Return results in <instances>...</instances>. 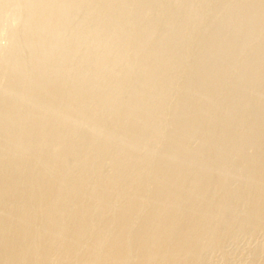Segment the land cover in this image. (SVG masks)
I'll return each mask as SVG.
<instances>
[{"label":"rangeland","instance_id":"rangeland-1","mask_svg":"<svg viewBox=\"0 0 264 264\" xmlns=\"http://www.w3.org/2000/svg\"><path fill=\"white\" fill-rule=\"evenodd\" d=\"M239 1H241V2H239ZM153 2H155V3H153ZM118 3H119V5H118ZM36 4H37V6H35ZM155 6H157V7H155ZM195 6H196V8H195ZM258 8H259V10H258ZM56 9H57V11H56ZM233 9H234V12H233ZM58 11L61 13H57ZM108 12H110V13H108ZM58 14L59 15L61 14V15L59 16ZM262 14H264V0H231V1L230 0H212V1L211 0H177V1L176 0H143V1L142 0H110V1L109 0H81V1L80 0H67V1L66 0H49V1L48 0H42V1L38 0V1H36L35 0V2H34V0H0V99H1L0 100V118H2V119H0V126H1L0 135H3V136H0V168H1L0 173L2 171V173L0 174V189H3V190H0V195H2V193H3V195L0 196V200H1L0 201L1 202V205H0V207H1L0 208V264H10V262L11 263L13 262L12 264H23V263H25V264H31V263L32 264H61L60 262H62V264H69V263L74 264V262H75V264L76 263L82 264L83 262L85 264L86 263L88 264V261H89V264H96V263H98V264H101V263L102 264H123V263H125V264H143V263L144 264H159V263L160 264H180L182 262H183V264L184 263L185 264H264V258H262V257H264V215H262V214H264V202H260V201H264V199H262V198H264V161H262V160H264V138H262V137H264V112H262V111H264V89H262V88H264V87L261 88V86H264V65H262V64H264V15H262ZM33 15H34V17H33ZM35 16H36V18H35ZM105 17L106 18L108 17V18L106 19ZM109 17H110V19H109ZM103 18L106 20H104ZM148 19H150V20H148ZM145 20H146V22H145ZM156 20H157V22H156ZM32 22L34 25L32 24ZM35 22H36V24H35ZM130 22H131V24H130ZM186 25H187V27H186ZM30 26H32V27H30ZM88 26H89V28H88ZM101 26H102V28H101ZM125 26H126V28H125ZM83 29H85V30H83ZM155 29H157V31ZM46 32H48V33L46 34ZM20 34H21V36H20ZM228 34L230 35V37ZM233 38H234V40H233ZM207 39H209V40H207ZM48 41H49V43H48ZM89 41L93 44H91ZM171 42H172V44H171ZM45 43H46V45H45ZM112 43H113V45H112ZM52 45H53V47H52ZM229 45H230V47H229ZM26 49L29 52L26 51ZM51 49L53 50V52ZM38 50H39V52H38ZM154 50H156V51H154ZM167 50H168V52H167ZM60 51H61V53H60ZM123 51H124V53H123ZM42 52L44 53V55ZM65 55H67V57ZM143 55H145V56H143ZM104 56H105V58H103ZM147 60H148V63H147ZM200 61H201V63H200ZM235 61H236V63H235ZM119 63H120V65H119ZM149 63L151 65H149ZM182 63H184V64H182ZM70 64H71V66H70ZM73 65H74V68L72 67ZM125 65H127V66H125ZM145 66H146V68H145ZM3 67H5V68H3ZM39 67H40V69H39ZM173 67H174V69H173ZM196 67H197V69H196ZM198 67H199V69H198ZM50 70H52V71H50ZM145 70H146V72H145ZM161 72H163V73H161ZM214 72H215V74H214ZM164 76H165V78H164ZM59 77H60V79H59ZM206 77H208V78H206ZM255 77H257V78H255ZM57 78H58V80H57ZM87 78L89 80H87ZM34 80H35V82H33ZM194 81H195V83H194ZM183 82H184V84H183ZM132 83H134V84H132ZM12 84H14V85H12ZM130 84H132V85H130ZM202 84H205V85H202ZM45 85H47L49 88H50V86H54V87H53V89H51L52 87L49 89ZM253 85H254V87H253ZM14 86L17 88H15ZM204 86H205V88H204ZM122 87H123V89H121ZM147 87H149V88H147ZM179 88H181V89H179ZM5 89H7V90H5ZM161 89H162V91H161ZM211 89H214V90H211ZM37 90H39V92ZM74 90H76V91H74ZM250 90H252V91H250ZM31 91H32V95H29V94H31ZM22 92H24V93H22ZM52 92H54L53 94H56V95H53ZM68 93H69V95H68ZM83 95H85V96H83ZM24 96H26L27 98L24 99ZM144 97H146V98H144ZM99 98H101V99H99ZM75 99L77 101H75ZM64 100H66V101H64ZM68 100H69V102H68ZM71 100H74L75 102L74 101L71 102ZM113 100H115V101H113ZM165 100H166V102H165ZM220 100H222V101H220ZM195 101H197V102H195ZM119 102H120V104H119ZM67 103H69V104H67ZM142 103H143V105H142ZM191 104H192V106H191ZM33 105H35V106H33ZM70 105H71V107H70ZM64 106H66V107L64 108ZM208 106H210V107H208ZM73 107H75V108H73ZM112 107L115 108L114 112L112 111L113 110ZM137 108H139V109H137ZM204 108H206L208 110H206ZM222 108H223V110H222ZM21 109H23V110H21ZM79 109H80V111H78ZM118 109H120V110L118 111ZM36 110L37 111L39 110V112H37ZM128 110H130V111H128ZM142 110H144V111H142ZM59 112H61V113H59ZM118 112H119V114H118ZM129 112H130V115H129ZM135 112H136V114H135ZM199 112H200V114H199ZM206 112H208V113H206ZM110 113H111V115H110ZM3 114H4V116H3ZM196 114H198V115H196ZM70 115L72 116V118ZM41 116H42V118H41ZM56 116L57 117L59 116V117L55 118ZM132 117L133 118L135 117L137 122ZM143 117H145V118H143ZM83 118L85 120H83ZM94 118H95V121H94ZM137 118L139 119V121ZM188 118H189V120H188ZM123 119H125L127 122ZM241 119H242V121H241ZM13 120H15L16 122H14ZM23 120H25V121H23ZM201 120L203 123H200ZM56 121H58V122H56ZM140 121H141V125L139 124ZM6 122H8V123H6ZM42 122H44L45 124L42 125ZM10 123H12V125L14 127L11 126ZM13 123H15V124H13ZM133 123H134V126H133ZM179 123L182 124V126ZM32 124H34V125H32ZM52 125H53V127H52ZM59 125H60V127H59ZM9 126H11V127H9ZM38 126H39V128H38ZM69 126L72 128L70 129ZM123 126H124V128H123ZM155 126H157V127H155ZM66 127H67V129H66L67 131L64 130ZM118 127H119V129H118ZM143 127L145 130H143ZM9 128H10V130H9ZM59 128H60V131H59ZM61 128H62L63 132H61ZM77 128H78V130H77ZM88 128H90V129H88ZM72 129H73V131H72ZM14 130H15V132H14ZM50 130L52 131L53 134L51 133ZM119 130L121 132H119ZM48 131H49L50 135H48ZM125 131H127V132L125 133ZM128 131H130V132H128ZM141 131H143V132H141ZM22 132L23 133L25 132L28 136L24 133L26 136L25 137ZM57 132H59V134H57ZM71 132L73 134H71ZM77 132H80V133H77ZM115 132H117V133H115ZM214 132H216V133H214ZM4 133H7V134H4ZM66 133H67V135H66ZM129 133H130V135H129ZM190 133H192V134H190ZM34 134H36V135H34ZM54 134H55V136H54ZM133 134H135V136ZM181 134H182V136H181ZM18 135H20V136H18ZM124 135H125V137H124ZM220 135H221V137H220ZM47 136L49 137L48 140L46 139ZM57 136H58V138L60 137L59 138L60 140L57 138ZM66 136H67V138H66ZM202 136H203V138H202ZM21 137H22V139H21ZM54 137L56 139H54ZM64 137L66 138V140ZM32 138H35V139H32ZM135 138H136V140H135ZM142 138L143 139L145 138L144 141ZM39 139H41L40 140L41 145L46 146L47 148L46 147L44 148L40 145V141H38ZM42 139H44V140H42ZM100 139H101V141H100ZM17 140L19 142H17ZM57 140H59V143L60 142H63V143H61V145H60V144H58ZM253 140H254V142H253ZM46 141H47V143H46ZM50 141H54V142H50ZM141 141L144 143L141 144L142 143ZM15 142H17V144ZM23 142H24V144L26 143L24 146L22 145ZM36 143H37V145H36ZM48 144L50 147L47 146ZM65 144H66V146H65ZM78 144L80 145V147ZM6 145H8V146H6ZM57 145H60V147L61 146L62 147L61 148L59 147V150H58ZM67 145L69 146V149H67L68 148ZM114 145L115 146L117 145V146L115 147ZM25 146H27V147H25ZM37 146H39V147H37ZM52 146H54L56 148L54 149V147H52ZM94 146H95L96 150L94 149ZM103 146H104V148H103ZM109 146H111L112 148ZM124 146L126 147V150H125ZM210 146H211V148H210ZM130 147H131V149L133 148L134 151L132 150V152H131ZM184 147H185V149H184ZM212 147H213V149H212ZM1 148H3V149H1ZM24 148H26L25 149L26 151L24 150ZM71 148H73V149L75 148V150H73ZM91 148L94 150V152ZM120 148H122L121 151H120ZM169 148H170V150H169ZM36 149L38 150V153H37ZM157 149H159V150L157 151ZM29 150H31V151H29ZM32 150H33V152H32ZM69 150H72V151L70 152ZM206 150H207V152H206ZM39 151H40L41 155L39 154ZM52 151H54V152H52ZM21 152H23V153H21ZM43 152H45V154L47 156ZM69 152L71 154H69ZM172 152H173V154H172ZM52 153H53V155L54 154L55 155L53 156ZM117 153H119V154H117ZM3 154H4V156H3ZM33 154H34V158H33ZM35 154H37V156ZM169 154L171 157L167 156ZM188 154H190V155H188ZM87 155H88V157H87ZM187 155H188V157H187ZM101 156L102 157L104 156V157L101 158ZM57 157H59V158H57ZM91 157H92V159L94 158L93 160H95V161L91 160ZM105 157H106V159H104ZM163 157H164V159H163ZM26 158H27V161H26ZM87 158H88V160H87ZM95 158H97V160ZM212 159H213V161H212ZM228 159H229V161H227ZM14 160H15V162H14ZM128 160H130V161H128ZM145 160H147V161H145ZM164 160H166V161H164ZM185 160L187 163L185 162ZM20 161H21V163H20ZM49 161H50V163H49ZM63 161L68 163L69 165H67L66 163L63 164L64 163ZM103 161H104V163H103ZM175 161H177V162H175ZM60 162L62 164H58ZM184 162H185V166H184ZM192 162H194V163H192ZM55 163H57L59 167ZM92 163H94V164L92 165ZM115 163H117V164H115ZM2 164L3 165L5 164V165L3 166ZM44 165H46V166H44ZM55 165L57 166V168H54ZM115 165H116V168H115ZM8 166H10V167L7 168ZM228 166H230L229 169H228ZM257 166H259V168ZM65 167H67V168H65ZM139 167H140V169H139ZM144 167H146L147 169ZM11 168H12V170H11ZM58 168L61 169V172H59L60 175L58 172H56ZM83 168H84V170H83ZM154 168H156V169L154 170ZM203 168H205V170ZM32 169H33V171H32ZM46 169H47V171H46ZM122 169H124V170H122ZM133 169H135V170H133ZM216 169H218V170H216ZM29 170H31V172ZM49 171H51L52 173H50ZM53 171H54V173L56 172V176L53 174ZM58 171H60V170H58ZM92 171H93V173L94 172L96 173V174L94 173L95 176H99V177L94 178L95 177L94 175H92L93 177L90 176ZM151 171H152V174L150 173ZM3 172H4V174H3ZM32 172H36V173H32ZM84 172H87V173H84ZM165 172H167L168 174ZM178 172H180V173L182 172V173L180 174ZM30 173H32V174H30ZM61 173H64V174L61 175ZM135 173L137 175H135ZM139 173H140L141 177L138 176ZM25 174H26V176H25ZM39 174H41V176ZM128 174H129V176H127ZM239 174H240V176H239ZM15 175H16V177H15ZM22 175L24 176L25 179L22 178L23 177ZM167 175L169 176L170 179H168ZM170 175L173 179L175 178L174 179L175 183H174V180H172V178L170 177ZM3 176H4V178H3ZM57 176H58V178H57ZM70 176H71V178H70ZM12 177H15V178L12 179ZM35 177H37V178H35ZM137 177H139V178H137ZM17 178H18V180H17ZM48 178H49V180H48ZM55 178H56V180L58 179V181H56ZM59 178L61 180H59ZM85 178H87V179L90 178L91 180H89V179L86 180ZM36 179H38L40 182ZM99 179L100 180L102 179L101 182H99L100 181ZM118 179H119V182H118ZM148 179L151 181V183ZM19 180H21V182ZM22 180H23V182H22ZM62 180H63V183H62ZM138 180H140V181H138ZM201 180H203V181H201ZM207 180H209V181H207ZM43 181H45V182H43ZM69 181H70V185L72 187L69 186ZM73 181H75V182H73ZM131 181H132V184H131ZM17 182H19V183L17 184ZM52 182H53V184H52ZM106 182H107V184H105ZM164 182H166L167 184ZM21 183H23V186ZM81 183H83V184H81ZM133 183L135 184V186L136 185L137 186L135 187L133 185ZM37 184H39V187ZM45 184L48 186H45ZM109 184H111V185H109ZM145 184L146 185L148 184L147 185L148 188L146 187ZM156 184H158V185H156ZM161 184H162V186H161ZM16 185H18V186H16ZM35 185L37 187H35ZM54 185L56 186L57 189L55 188ZM59 185H60V187H59ZM159 185H160V188H158ZM40 186H41V188H40ZM61 186L63 189L61 188ZM66 186L68 187V189ZM76 186H77V188H76ZM86 186H88V187H86ZM114 186H115V188H114ZM125 186H126V188H125ZM2 187H4V188H2ZM28 187L30 189H28V190L25 189ZM108 187L111 188V190ZM195 187H197L196 188L197 190H195ZM36 188H38V189H36ZM43 188H45V189H43ZM74 188H75V190H74ZM83 188H86V189H83ZM95 188H97V189H95ZM119 188H120V190H119ZM154 188H155V190H153ZM169 188L170 189L172 188V189L170 190ZM129 189H132V191ZM184 189H185V191H184ZM24 190H26V191H24ZM37 190L39 193H37ZM46 190L47 191L49 190V191L46 192ZM65 190H67V191L71 190L70 191L71 194H70V192L68 193ZM76 190H79V192ZM169 190H170V193L168 195ZM234 190H236V191H234ZM20 191H22V192H20ZM33 191H35V192H33ZM56 191H58L59 193ZM129 191H130V193H129ZM136 191H137V195L135 194ZM43 192L46 195L43 196ZM146 192H147V194H146ZM30 193L32 196H30ZM20 194L22 197L20 196ZM39 194L41 196L40 199H39L40 196H38ZM92 195L94 197H92ZM33 196L35 198H37V200ZM46 196L50 197L46 200L47 204L44 203L45 198H47ZM63 196H64V199H63ZM1 197H3V198H1ZM10 197H11V199H10ZM29 197H31L32 199ZM248 197H249V199H248ZM23 198L25 200H23ZM65 198H68V199L66 200ZM95 198H97V199H95ZM108 198H109V200H108ZM20 199H21V201L19 202ZM53 199H55V200H53ZM62 199L65 201H63ZM71 199H72V201H71ZM79 199H81V200H79ZM86 199H87V201H86ZM93 199H94V201H93ZM125 199H127V200H125ZM28 200H29V202H28ZM114 200L117 203H115ZM12 201H15V202H12ZM55 201L57 203L59 201H61V202H59V204H57V203H55ZM102 201H103V204H102ZM34 202H35V204H34ZM65 202L68 204H66ZM73 202H75L76 204ZM21 203H23V204H21ZM36 203H38V205H37L38 207L44 206L43 204H45L46 208H45V206L38 208L36 206ZM89 203L93 207L92 206L89 207L90 206ZM96 203H97V205L95 206ZM55 204H57V205H55ZM78 204H79V206H78ZM80 204H82V207ZM148 204H151V205L148 206ZM47 205H49V206L47 207ZM59 205H60V207H59ZM62 205H64V206H62ZM236 205H237V207H236ZM67 206H68V209H67ZM130 206H131L132 210L130 209ZM49 207H53V208L50 209ZM134 207H136V208H134ZM202 207H203V210H202ZM43 208L46 209L47 211L44 210ZM85 208H89V209H87V211H89L88 213L86 212ZM109 208H110V210H109ZM120 208H122L123 210ZM127 208H129V210ZM133 208H134V210H133ZM224 208H225V210L223 212ZM13 209L15 211L16 210L17 211L15 212ZM32 209H34L35 211L38 210V211H36L38 213L36 214V212ZM41 209H43V210L40 212ZM84 209H85V211H84ZM92 209H95V210H93L94 215H91ZM191 209L192 210L194 209V210L192 211ZM52 210H53V212H52ZM72 210H74V211H72ZM80 210H82V211L79 212ZM97 210H98V212H97ZM136 210H139V211L136 212ZM11 211H13V212H11ZM25 211H27V213ZM90 211H91V213H90ZM107 211H109V212H107ZM125 211H126V213H125ZM128 211L130 213L132 211L133 212L130 215V213ZM199 211H202V213ZM255 211H257V212H255ZM14 212H15V214H14ZM216 212H218V213H216ZM42 213H43V215H42L43 217L41 216ZM59 213H60V215H59ZM81 213H83V215ZM145 213H147V214H145ZM181 213L182 214L184 213V214L182 215ZM260 213H262V214H260ZM22 214H24V215H22ZM35 214L39 218L38 217L36 218ZM56 214H57V216H56ZM80 214H81V216H80ZM87 214L91 215V217ZM101 214H103V215H101ZM144 214H145V216H144ZM217 214H219V215H217ZM252 214H254V215H252ZM20 215H21V217H20ZM232 215H233V217H231ZM17 216L19 217L18 218L19 220L17 219V220H15L17 222H15L14 219H16ZM92 216H94V217H92ZM103 216L105 218H103ZM124 216L128 217L129 220H128V218L123 219ZM46 217H47V219H46ZM81 217H82V219L84 217L85 218L82 220V219H80ZM86 217H90V219H88V218L86 219ZM111 217L114 218L115 220L112 219ZM250 217H252V219ZM54 218L55 219L57 218V220H54ZM126 219H127V221H126ZM26 220H27V223H26ZM30 220H32L33 222L31 221L32 223H30ZM105 220H107L108 222ZM179 220H181V221H179ZM34 221L37 222V226H35L36 223ZM39 221H41V222H39ZM55 221H57V222H55ZM60 221H62V222L60 223ZM129 221L131 222V224L129 223ZM164 221L167 223V225L163 228L158 229L157 228L158 223L164 222ZM201 221H202V223H201ZM70 222L72 223V225ZM74 222H75V224H74ZM77 222H78V224H77ZM80 222H81V224H80ZM122 222L123 223L125 222L124 225ZM151 222H152L153 226H152ZM187 222H188V224H186ZM105 223H107V224H105ZM137 223H140V224H137ZM145 223L148 225H146ZM178 223H179V225H178ZM199 223H201V224H199ZM73 224L75 226H73ZM76 224L79 227L81 226V229H79V227L77 228ZM86 224L88 226H85ZM112 224H113V226H112ZM117 224L118 225L121 224L123 227H121V225L118 226ZM149 224H151V225H149ZM30 225H32V226H30ZM46 225H47V227H46ZM140 225H142L143 227ZM241 225L245 226L244 227L245 230H244L243 226H241ZM24 226H27V227L30 226V227H28V228L26 227L27 228V231H26V228ZM57 226H59V228ZM63 226H65L67 230L65 228H64L65 230L62 229ZM146 226H147V228H149L148 226H150V228H149L150 230L147 228H144ZM49 227H50L51 231L49 230ZM82 227H84V228H82ZM136 227H138V228H136ZM170 227H171V229H170ZM177 227H178V229H177ZM196 227H198V229ZM22 228H24V229H22ZM44 228H46V229L44 230ZM105 228H106V230H105ZM59 229H60V231H59ZM84 229L86 230V233H85ZM137 229L140 231L138 232ZM23 230H25V231H23ZM28 230H29V232H31V230H32V232L29 233ZM33 230H34V232L38 231V230L40 231L37 233L35 232L36 236H38V237L33 236V235H35V233H33ZM55 230L57 232H55ZM79 230L81 231L80 232L81 234L79 233ZM117 230L119 231V233ZM148 230L150 231V233L148 232ZM175 230H176V232H175ZM2 231H3V233H2ZM163 231L165 234L161 233ZM205 231H207V232H205ZM220 231H221V233H219ZM59 232L61 233V235L63 234L62 237H64V238L61 237ZM62 232H64V233H62ZM95 232H96V234H95ZM125 232L127 234H125ZM133 232H135V233L137 232V233L135 234ZM74 233L76 234V236ZM107 233H108V235H107ZM115 233L119 234L118 235L119 238H117V236H116L117 234L115 235ZM129 233H130V236H128ZM10 234H13V235L11 236ZM30 234H31V237H30ZM42 234L44 235V237ZM93 234H94V236H92ZM170 234L172 237L170 236ZM175 234H177V237L174 236ZM203 234H204V236H203ZM15 235H17V236H15ZM77 235H78V237L79 236L82 237V235H84V237L78 238ZM109 235L111 238H109V240H108L107 236L109 237ZM216 235L219 237H217ZM52 236L53 237L56 236L57 239L55 238L56 240H54V238ZM58 236H60V238H62L59 240V242H57L59 239ZM68 236L71 238L69 239ZM86 236L92 242L88 238H86ZM158 236H159V238H158ZM161 236L163 237V239ZM94 237H96V238L94 239ZM121 237H122V240H119V241L116 240V238L120 239ZM125 237H127V238H125ZM136 237H138L137 240H136ZM140 237H141V239L143 237H145V240L143 238L144 241H142L141 239H139ZM153 237L154 238L156 237L155 240ZM215 237H216V240H215ZM85 238L87 241L85 240ZM128 238H129V240H128ZM3 239L4 240L6 239V240L4 241ZM38 239L40 241H38ZM71 239H75V240L69 241ZM81 239H82V241H81ZM111 239L112 240L114 239L112 241L113 243L114 242L116 243V241L118 243H116V244L114 243L115 245L112 244V242H110ZM131 239H132V241H131ZM66 240H68V243ZM96 240H98V241L96 242ZM138 240H140V241L138 242ZM79 241H81V243ZM127 241L129 243H127ZM161 241L163 242V244ZM54 242H56V243H54ZM72 242L76 246L75 245L71 246ZM109 242H110V244H109ZM121 242H123V244ZM44 243H46L47 246ZM77 243H78V245H77ZM95 243L96 244L100 243V245L99 244L95 245ZM103 243H105V244L103 245ZM125 243H127L126 246H125ZM140 243H142V244H140ZM145 243H146V245H145ZM168 243L170 244V246ZM42 244L45 246H42ZM48 244H50V246ZM92 244H94L95 246H93V247L89 246ZM117 244H120V245L117 246ZM157 244H159V245H157ZM167 244H168V246H167ZM199 244H200V246H199ZM36 245H40V246H37V248H36ZM53 245H56L55 246L56 248ZM64 245H65V247H64ZM98 245L100 246V248ZM110 245L113 248V250H112L113 254H111L112 248ZM69 246H71V247H69ZM77 246H79V248ZM101 246H103V247H101ZM104 246L106 247L107 251L105 250ZM119 246H121L122 248L121 247L119 248ZM47 247H48V249L50 247L52 248V249L50 248V255H49V250H47ZM66 247H68V248H66ZM75 247H77V248H75ZM97 247H98V249H97ZM108 247H110V249ZM143 247L145 248V250L143 249ZM171 247H172V249H171ZM185 247H187V248H185ZM3 248H5V249H3ZM35 248H36L37 252L35 251ZM63 248L68 250V251H64ZM82 248L84 250H82ZM116 248H117V250H116ZM167 248H169V249L167 250ZM179 248H180V250H179ZM54 249H55V252L53 251ZM76 249H79L80 252L78 250L76 251ZM254 249H255V251H254ZM58 250L60 253L58 252ZM89 250H90V252H89ZM118 250L119 251L122 250L121 254H119L120 252ZM137 250H139V251H137ZM166 250L168 251V254H167ZM181 250H183V251H181ZM41 251H42V253H41ZM46 251H47V253H46ZM93 251H96V253ZM99 251H100V253H99ZM115 251H117V252H115ZM135 251H137V252H135ZM142 251H143V253H142ZM75 252H77V253H75ZM101 252H102V254H101ZM85 253L88 255L90 253H92L95 256L92 257L93 255L90 254V256H91V258H90V256L86 255ZM122 253H123V255H122ZM162 253H164V254L166 253V255H163ZM33 254H35L36 257L38 255L39 256L37 258H35V256ZM40 254H41V256H40ZM45 254H46V256H45ZM59 254H61V255H59ZM67 254H69V255H67ZM106 254L109 255L110 258ZM153 254H154V257H152ZM178 256H179V258H178ZM193 256H195V257H193ZM88 257L90 259H88ZM103 257L105 260H107L106 258H109V260H107V262L103 261ZM149 257L152 259H148ZM60 258H61V260H60ZM70 258H71V260H70ZM156 259L159 262H157ZM171 259H172V261H171ZM33 260H35V261H33ZM139 260H141V261H139ZM148 260H150L149 263H148ZM76 261H78V262H76ZM173 261H175V262H173ZM14 262H16V263H14Z\"/></svg>","mask_w":264,"mask_h":264},{"label":"bare ground","instance_id":"bare-ground-1","mask_svg":"<svg viewBox=\"0 0 264 264\" xmlns=\"http://www.w3.org/2000/svg\"><path fill=\"white\" fill-rule=\"evenodd\" d=\"M36 1H38V0H36ZM41 1H42V0H41ZM48 1H49V0H48ZM66 1H67V0H66ZM80 1H81V0H80ZM109 1H110V0H109ZM142 1H143V0H142ZM176 1H177V0H176ZM211 1H212V0H211ZM230 1H231V0H230ZM34 2H35V0H34ZM99 2H100V1H99ZM106 2H107V1H106ZM118 2H119V1H118ZM139 2H140V1H139ZM155 2H156V1H155ZM155 2H153V3H155ZM167 2H168V1H167ZM191 2H192V1H191ZM239 2H241V1H239ZM248 2H249V1H248ZM67 3H68V2H67ZM90 3H91V2H90ZM116 3H117V2H116ZM135 3H136V2H135ZM211 3H212V2H211ZM236 3H237V2H236ZM31 4H32V3H31ZM47 4H48V3H47ZM49 4H50V3H49ZM114 4H115V3H114ZM166 4H167V3H166ZM54 5H55V4H54ZM60 5H61V4H60ZM60 5H59V6H60ZM70 5H71V4H70ZM84 5H85V4H84ZM118 5H119V3H118ZM130 5H131V4H130ZM144 5H145V4H144ZM146 5H147V4H146ZM171 5H172V4H171ZM35 6H37V4H36ZM92 6H93V5H92ZM97 6H98V5H97ZM133 6H134V5H133ZM148 6H149V5H148ZM212 6H213V5H212ZM212 6H211V7H212ZM33 7H34V6H33ZM54 7H55V6H54ZM65 7H66V6H65ZM155 7H157V6H155ZM159 7H160V6H159ZM167 7H168V6H167ZM257 7H258V6H257ZM71 8H72V7H71ZM195 8H196V6H195ZM205 8H206V7H205ZM216 8H217V7H216ZM259 8H260V7H259ZM259 8H258V10H259ZM125 9H126V8H125ZM134 9H135V8H134ZM157 9H158V8H157ZM173 9H174V8H173ZM46 10H47V9H46ZM46 10H45V11H46ZM59 10H60V9H59ZM72 10H73V9H72ZM95 10H96V9H95ZM100 10H101V9H100ZM145 10H146V9H145ZM161 10H162V9H161ZM203 10H204V9H203ZM221 10H222V9H221ZM242 10H243V9H242ZM36 11H37V10H36ZM53 11H54V10H53ZM56 11H57V9H56ZM82 11H83V10H82ZM129 11H130V10H129ZM148 11H149V10H148ZM153 11H154V10H153ZM169 11H170V10H169ZM180 11H181V10H180ZM207 11H208V10H207ZM211 11H212V10H211ZM94 12H95V11H94ZM162 12H163V11H162ZM233 12H234V9H233ZM252 12H253V11H252ZM259 12H260V11H259ZM57 13H61V12L58 11ZM79 13H80V12H79ZM108 13H110V12H108ZM140 13H141V12H140ZM163 13H164V12H163ZM196 13H197V12H196ZM200 13H201V12H200ZM261 13H262V12H261ZM261 13H260V14H261ZM36 14H37V13H36ZM145 14H146V13H145ZM157 14H158V13H157ZM48 15H49V14H48ZM58 15H59V14H58ZM60 15H61V14H60ZM60 15H59V16H60ZM63 15H64V14H63ZM66 15H67V14H66ZM66 15H65V16H66ZM91 15H92V14H91ZM125 15H126V14H125ZM198 15H199V14H198ZM214 15H215V14H214ZM223 15H224V14H223ZM248 15H249V14H248ZM262 15H264V14H262ZM126 16H127V15H126ZM137 16H138V15H137ZM146 16H147V15H146ZM154 16H155V15H154ZM211 16H212V15H211ZM239 16H240V15H239ZM33 17H34V15H33ZM33 17H32V18H33ZM49 17H50V16H49ZM62 17H63V16H62ZM117 17H118V16H117ZM155 17H156V16H155ZM164 17H165V16H164ZM191 17H192V16H191ZM199 17H200V16H199ZM213 17H214V16H213ZM231 17H232V16H231ZM241 17H242V16H241ZM253 17H254V16H253ZM28 18H29V17H28ZM35 18H36V16H35ZM87 18H88V17H87ZM105 18H106V17H105ZM107 18H108V17H107ZM107 18H106V19H107ZM141 18H142V17H141ZM223 18H224V17H223ZM225 18H226V17H225ZM245 18H246V17H245ZM51 19H52V18H51ZM103 19H104V18H103ZM106 19H104V20H106ZM109 19H110V17H109ZM116 19H117V18H116ZM129 19H130V18H129ZM143 19H144V18H143ZM151 19H152V18H151ZM162 19H163V18H162ZM172 19H173V18H172ZM248 19H249V18H248ZM28 20H29V19H28ZM33 20H34V19H33ZM53 20H54V19H53ZM80 20H81V19H80ZM121 20H122V19H121ZM148 20H150V19H148ZM195 20H196V19H195ZM200 20H201V19H200ZM253 20H254V19H253ZM29 21H30V20H29ZM34 21H35V20H34ZM34 21H33V22H34ZM92 21H93V20H92ZM119 21H120V20H119ZM127 21H128V20H127ZM132 21H133V20H132ZM168 21H169V20H168ZM178 21H179V20H178ZM178 21H177V22H178ZM242 21H243V20H242ZM33 22H32V24H33ZM109 22H110V21H109ZM145 22H146V20H145ZM156 22H157V20H156ZM172 22H173V21H172ZM215 22H216V21H215ZM81 23H82V22H81ZM111 23H112V22H111ZM126 23H127V22H126ZM126 23H125V24H126ZM148 23H149V22H148ZM35 24H36V22H35ZM40 24H41V23H40ZM46 24H47V23H46ZM51 24H52V23H51ZM54 24H55V23H54ZM67 24H68V23H67ZM100 24H101V23H100ZM123 24H124V23H123ZM130 24H131V22H130ZM149 24H150V23H149ZM25 25H26V24H25ZM28 25H29V24H28ZM28 25H27V26H28ZM33 25H34V24H33ZM47 25H48V24H47ZM56 25H57V24H56ZM103 25H104V24H103ZM132 25H133V24H132ZM134 25H135V24H134ZM136 25H137V24H136ZM177 25H178V24H177ZM231 25H232V24H231ZM257 25H258V24H257ZM62 26H63V25H62ZM120 26H121V25H120ZM150 26H151V25H150ZM164 26H165V25H164ZM197 26H198V25H197ZM217 26H218V25H217ZM258 26H259V25H258ZM30 27H32V26H30ZM80 27H81V26H80ZM91 27H92V26H91ZM95 27H96V26H95ZM114 27H115V26H114ZM114 27H113V28H114ZM186 27H187V25H186ZM206 27H207V26H206ZM51 28H52V27H51ZM53 28H54V27H53ZM61 28H62V27H61ZM88 28H89V26H88ZM99 28H100V27H99ZM101 28H102V26H101ZM110 28H111V27H110ZM125 28H126V26H125ZM35 29H36V28H35ZM62 29H63V28H62ZM67 29H68V28H67ZM72 29H73V28H72ZM72 29H71V30H72ZM79 29H80V28H79ZM105 29H106V28H105ZM115 29H116V28H115ZM141 29H142V28H141ZM50 30H51V29H50ZM58 30H59V29H58ZM81 30H82V29H81ZM83 30H85V29H83ZM92 30H93V29H92ZM100 30H101V29H100ZM111 30H112V29H111ZM155 30L157 31V29H155ZM163 30H164V29H163ZM248 30H249V29H248ZM32 31H33V30H32ZM63 31H64V30H63ZM122 31H123V30H122ZM166 31H167V30H166ZM173 31H174V30H173ZM249 31H250V30H249ZM38 32H39V31H38ZM71 32H72V31H71ZM86 32H87V31H86ZM89 32H90V31H89ZM115 32H116V31H115ZM117 32H118V31H117ZM124 32H125V31H124ZM130 32H131V31H130ZM130 32H129V33H130ZM141 32H142V31H141ZM151 32H152V31H151ZM180 32H181V31H180ZM227 32H228V31H227ZM227 32H226V33H227ZM25 33H26V32H25ZM47 33H48V32H46V34H47ZM97 33H98V32H97ZM107 33H108V32H107ZM109 33H110V32H109ZM187 33H188V32H187ZM21 34H22V33H21ZM21 34H20V36H21ZM34 34H35V33H34ZM37 34H38V33H37ZM43 34H44V33H43ZM69 34H70V33H69ZM94 34H95V33H94ZM126 34H127V33H126ZM196 34H197V33H196ZM28 35H29V34H28ZM111 35H112V34H111ZM113 35H114V34H113ZM117 35H118V34H117ZM185 35H186V34H185ZM198 35H199V34H198ZM228 35H229V34H228ZM57 36H58V35H57ZM118 36H119V35H118ZM210 36H211V35H210ZM226 36H227V35H226ZM261 36H262V35H261ZM23 37H24V36H23ZM25 37H26V36H25ZM50 37H51V36H50ZM84 37H85V36H84ZM96 37H97V36H96ZM185 37H186V36H185ZM229 37H230V35H229ZM242 37H243V36H242ZM18 38H19V37H18ZM38 38H39V37H38ZM58 38H59V37H58ZM68 38H69V37H68ZM80 38H81V37H80ZM97 38H98V37H97ZM107 38H108V37H107ZM143 38H144V37H143ZM143 38H142V39H143ZM202 38H203V37H202ZM202 38H201V39H202ZM56 39H57V38H56ZM81 39H82V38H81ZM90 39H91V38H90ZM127 39H128V38H127ZM151 39H152V38H151ZM229 39H230V38H229ZM248 39H249V38H248ZM21 40H22V39H21ZM35 40H36V39H35ZM41 40H42V39H41ZM95 40H96V39H95ZM112 40H113V39H112ZM178 40H179V39H178ZM207 40H209V39H207ZM233 40H234V38H233ZM259 40H260V39H259ZM15 41H16V40H15ZM38 41H39V40H38ZM77 41H78V40H77ZM77 41H76V42H77ZM87 41H88V40H87ZM87 41H86V42H87ZM98 41H99V40H98ZM98 41H97V42H98ZM105 41H106V40H105ZM113 41H114V40H113ZM133 41H134V40H133ZM149 41H150V40H149ZM161 41H162V40H161ZM202 41H203V40H202ZM221 41H222V40H221ZM249 41H250V40H249ZM23 42H24V41H23ZM32 42H33V41H32ZM59 42H60V41H59ZM70 42H71V41H70ZM86 42H85V43H86ZM89 42H90V41H89ZM197 42H198V41H197ZM223 42H224V41H223ZM258 42H259V41H258ZM34 43H35V42H34ZM48 43H49V41H48ZM90 43H91V42H90ZM113 43H114V42H113ZM113 43H112V45H113ZM18 44H19V43H18ZM21 44H22V43H21ZM68 44H69V43H68ZM83 44H84V43H83ZM91 44H93V43H91ZM103 44H104V43H103ZM110 44H111V43H110ZM110 44H109V45H110ZM171 44H172V42H171ZM30 45H31V44H30ZM45 45H46V43H45ZM58 45H59V44H58ZM66 45H67V44H66ZM112 45H111V46H112ZM127 45H128V44H127ZM129 45H130V44H129ZM135 45H136V44H135ZM191 45H192V44H191ZM204 45H205V44H204ZM238 45H239V44H238ZM14 46H15V45H14ZM35 46H36V45H35ZM55 46H56V45H55ZM63 46H64V45H63ZM92 46H93V45H92ZM96 46H97V45H96ZM143 46H144V45H143ZM160 46H161V45H160ZM52 47H53V45H52ZM59 47H60V46H59ZM207 47H208V46H207ZM229 47H230V45H229ZM232 47H233V46H232ZM253 47H254V46H253ZM258 47H259V46H258ZM12 48H13V47H12ZM57 48H58V47H57ZM60 48H61V47H60ZM151 48H152V47H151ZM45 49H46V48H45ZM54 49H55V48H54ZM64 49H65V48H64ZM102 49H103V48H102ZM104 49H105V48H104ZM157 49H158V48H157ZM212 49H213V48H212ZM260 49H261V48H260ZM20 50H21V49H20ZM51 50H52V49H51ZM84 50H85V49H84ZM117 50H118V49H117ZM138 50H139V49H138ZM210 50H211V49H210ZM213 50H214V49H213ZM213 50H212V51H213ZM219 50H220V49H219ZM261 50H262V49H261ZM7 51H8V50H7ZM26 51H28V50L26 49ZM82 51H83V50H82ZM87 51H88V50H87ZM96 51H97V50H96ZM154 51H156V50H154ZM186 51H187V50H186ZM190 51H191V50H190ZM244 51H245V50H244ZM257 51H258V50H257ZM28 52H29V51H28ZM38 52H39V50H38ZM45 52H46V51H45ZM52 52H53V50H52ZM98 52H99V51H98ZM167 52H168V50H167ZM191 52H192V51H191ZM203 52H204V51H203ZM209 52H210V51H209ZM217 52H218V51H217ZM220 52H221V51H220ZM227 52H228V51H227ZM240 52H241V51H240ZM7 53H8V52H7ZM23 53H24V52H23ZM42 53H43V52H42ZM42 53H41V54H42ZM60 53H61V51H60ZM62 53H63V52H62ZM72 53H73V52H72ZM82 53H83V52H82ZM112 53H113V52H112ZM123 53H124V51H123ZM152 53H153V52H152ZM165 53H166V52H165ZM180 53H181V52H180ZM187 53H188V52H187ZM228 53H229V52H228ZM249 53H250V52H249ZM252 53H253V52H252ZM14 54H15V53H14ZM35 54H36V53H35ZM54 54H55V53H54ZM65 54H66V53H65ZM84 54H85V53H84ZM94 54H95V53H94ZM117 54H118V53H117ZM141 54H142V53H141ZM213 54H214V53H213ZM43 55H44V53H43ZM137 55H138V54H137ZM193 55H194V54H193ZM208 55H209V54H208ZM227 55H228V54H227ZM31 56H32V55H31ZM38 56H39V55H38ZM65 56L67 57V55H65ZM90 56H91V55H90ZM143 56H145V55H143ZM211 56H212V55H211ZM221 56H222V55H221ZM250 56H251V55H250ZM7 57H8V56H7ZM9 57H10V56H9ZM35 57H36V56H35ZM94 57H95V56H94ZM112 57H113V56H112ZM194 57H195V56H194ZM197 57H198V56H197ZM243 57H244V56H243ZM44 58H45V57H44ZM103 58H105V56H104ZM5 59H6V58H5ZM9 59H10V58H9ZM91 59H92V58H91ZM115 59H116V58H115ZM168 59H169V58H168ZM172 59H173V58H172ZM11 60H12V59H11ZM17 60H18V59H17ZM28 60H29V59H28ZM44 60H45V59H44ZM63 60H64V59H63ZM66 60H67V59H66ZM68 60H69V59H68ZM70 60H71V59H70ZM86 60H87V59H86ZM89 60H90V59H89ZM94 60H95V59H94ZM94 60H93V61H94ZM97 60H98V59H97ZM138 60H139V59H138ZM230 60H231V59H230ZM248 60H249V59H248ZM49 61H50V60H49ZM49 61H48V62H49ZM3 62H4V61H3ZM10 62H11V61H10ZM34 62H35V61H34ZM40 62H41V61H40ZM58 62H59V61H58ZM65 62H66V61H65ZM233 62H234V61H233ZM62 63H63V62H62ZM135 63H136V62H135ZM139 63H140V62H139ZM147 63H148V60H147ZM158 63H159V62H158ZM196 63H197V62H196ZM200 63H201V61H200ZM209 63H210V62H209ZM229 63H230V62H229ZM235 63H236V61H235ZM16 64H17V63H16ZM56 64H57V63H56ZM90 64H91V63H90ZM125 64H126V63H125ZM137 64H138V63H137ZM173 64H174V63H173ZM177 64H178V63H177ZM182 64H184V63H182ZM202 64H203V63H202ZM27 65H28V64H27ZM49 65H50V64H49ZM77 65H78V64H77ZM112 65H113V64H112ZM119 65H120V63H119ZM149 65H151V64L149 63ZM205 65H206V64H205ZM253 65H254V64H253ZM262 65H264V64H262ZM70 66H71V64H70ZM75 66H76V65H75ZM125 66H127V65H125ZM136 66H137V65H136ZM136 66H135V67H136ZM208 66H209V65H208ZM239 66H240V65H239ZM31 67H32V66H31ZM50 67H51V66H50ZM72 67L74 68V65H73ZM120 67H121V66H120ZM130 67H131V66H130ZM137 67H138V66H137ZM182 67H183V66H182ZM206 67H207V66H206ZM243 67H244V66H243ZM3 68H5V67H3ZM14 68H15V67H14ZM37 68H38V67H37ZM52 68H53V67H52ZM62 68H63V67H62ZM132 68H133V67H132ZM143 68H144V67H143ZM145 68H146V66H145ZM166 68H167V67H166ZM234 68H235V67H234ZM17 69H18V68H17ZM28 69H29V68H28ZM39 69H40V67H39ZM50 69H51V68H50ZM70 69H71V68H70ZM98 69H99V68H98ZM173 69H174V67H173ZM181 69H182V68H181ZM194 69H195V68H194ZM196 69H197V67H196ZM198 69H199V67H198ZM236 69H237V68H236ZM252 69H253V68H252ZM258 69H259V68H258ZM35 70H36V69H35ZM72 70H73V69H72ZM92 70H93V69H92ZM115 70H116V69H115ZM117 70H118V69H117ZM122 70H123V69H122ZM143 70H144V69H143ZM152 70H153V69H152ZM176 70H177V69H176ZM224 70H225V69H224ZM17 71H18V70H17ZM50 71H52V70H50ZM63 71H64V70H63ZM66 71H67V70H66ZM128 71H129V70H128ZM159 71H160V70H159ZM182 71H183V70H182ZM187 71H188V70H187ZM259 71H260V70H259ZM259 71H258V72H259ZM82 72H83V71H82ZM129 72H130V71H129ZM133 72H134V71H133ZM145 72H146V70H145ZM147 72H148V71H147ZM155 72H156V71H155ZM163 72H164V71H163ZM163 72H161V73H163ZM180 72H181V71H180ZM191 72H192V71H191ZM206 72H207V71H206ZM251 72H252V71H251ZM260 72H261V71H260ZM13 73H14V72H13ZM83 73H84V72H83ZM175 73H176V72H175ZM187 73H188V72H187ZM211 73H212V72H211ZM10 74H11V73H10ZM21 74H22V73H21ZM29 74H30V73H29ZM40 74H41V73H40ZM48 74H49V73H48ZM89 74H90V73H89ZM123 74H124V73H123ZM170 74H171V73H170ZM203 74H204V73H203ZM214 74H215V72H214ZM258 74H259V73H258ZM26 75H27V74H26ZM54 75H55V74H54ZM148 75H149V74H148ZM157 75H158V74H157ZM179 75H180V74H179ZM248 75H249V74H248ZM86 76H87V75H86ZM121 76H122V75H121ZM134 76H135V75H134ZM174 76H175V75H174ZM184 76H185V75H184ZM204 76H205V75H204ZM7 77H8V76H7ZM26 77H27V76H26ZM38 77H39V76H38ZM151 77H152V76H151ZM22 78H23V77H22ZM29 78H30V77H29ZM35 78H36V77H35ZM40 78H41V77H40ZM81 78H82V77H81ZM89 78H90V77H89ZM149 78H150V77H149ZM164 78H165V76H164ZM173 78H174V77H173ZM206 78H208V77H206ZM214 78H215V77H214ZM255 78H257V77H255ZM59 79H60V77H59ZM70 79H71V78H70ZM114 79H115V78H114ZM133 79H134V78H133ZM176 79H177V78H176ZM233 79H234V78H233ZM6 80H7V79H6ZM23 80H24V79H23ZM57 80H58V78H57ZM63 80H64V79H63ZM76 80H77V79H76ZM87 80H89V79L87 78ZM111 80H112V79H111ZM131 80H132V79H131ZM131 80H130V81H131ZM145 80H146V79H145ZM159 80H160V79H159ZM201 80H202V79H201ZM9 81H10V80H9ZM27 81H28V80H27ZM27 81H26V82H27ZM41 81H42V80H41ZM65 81H66V80H65ZM112 81H113V80H112ZM130 81H129V82H130ZM140 81H141V80H140ZM153 81H154V80H153ZM188 81H189V80H188ZM234 81H235V80H234ZM24 82H25V81H24ZM24 82H23V83H24ZM33 82H35V80H34ZM45 82H46V81H45ZM146 82H147V81H146ZM189 82H190V81H189ZM206 82H207V81H206ZM51 83H52V82H51ZM51 83H50V84H51ZM194 83H195V81H194ZM204 83H205V82H204ZM28 84H29V83H28ZM31 84H32V83H31ZM42 84H43V83H42ZM60 84H61V83H60ZM70 84H71V83H70ZM114 84H115V83H114ZM117 84H118V83H117ZM132 84H134V83H132ZM132 84H130V85H132ZM153 84H154V83H153ZM183 84H184V82H183ZM210 84H211V83H210ZM253 84H254V83H253ZM12 85H14V84H12ZM29 85H30V84H29ZM53 85H54V84H53ZM85 85H86V84H85ZM180 85H181V84H180ZM202 85H205V84H202ZM32 86H33V85H32ZM45 86H47V85H45ZM83 86H84V85H83ZM89 86H90V85H89ZM92 86H93V85H92ZM124 86H125V85H124ZM143 86H144V85H143ZM206 86H207V85H206ZM216 86H217V85H216ZM216 86H215V87H216ZM11 87H12V86H11ZM14 87H15V86H14ZM34 87H35V86H34ZM42 87H43V86H42ZM51 87H52V88H51ZM53 87H54V86H50L51 89H53ZM62 87H63V86H62ZM78 87H79V86H78ZM114 87H115V86H114ZM149 87H150V86H149ZM149 87H147V88H149ZM178 87H179V86H178ZM197 87H198V86H197ZM226 87H227V86H226ZM253 87H254V85H253ZM256 87H257V86H256ZM262 87H264V86H261V88H262ZM15 88H17V87H15ZM15 88H14V89H15ZM31 88H32V87H31ZM47 88H49V87L47 86ZM47 88H46V89H47ZM50 88H49V89H50ZM80 88H81V87H80ZM92 88H93V87H92ZM170 88H171V87H170ZM204 88H205V86H204ZM236 88H237V87H236ZM7 89H8V88H7ZM7 89H5V90H7ZM18 89H19V88H18ZM69 89H70V88H69ZM76 89H77V88H76ZM84 89H85V88H84ZM110 89H111V88H110ZM121 89H123V87H122ZM126 89H127V88H126ZM179 89H181V88H179ZM262 89H264V88H262ZM9 90H10V89H9ZM47 90H48V89H47ZM54 90H55V89H54ZM54 90H53V91H54ZM64 90H65V89H64ZM116 90H117V89H116ZM136 90H137V89H136ZM150 90H151V89H150ZM173 90H174V89H173ZM211 90H214V89H211ZM222 90H223V89H222ZM37 91L39 92V90H37ZM59 91H60V90H59ZM74 91H76V90H74ZM82 91H83V90H82ZM126 91H127V90H126ZM161 91H162V89H161ZM238 91H239V90H238ZM250 91H252V90H250ZM4 92H5V91H4ZM47 92H48V91H47ZM80 92H81V91H80ZM104 92H105V91H104ZM109 92H110V91H109ZM134 92H135V91H134ZM145 92H146V91H145ZM157 92H158V91H157ZM193 92H194V91H193ZM2 93H3V92H2ZM22 93H24V92H22ZM53 93H54V92H52V94H53ZM97 93H98V92H97ZM113 93H114V92H113ZM118 93H119V92H118ZM135 93H136V92H135ZM147 93H148V92H147ZM170 93H171V92H170ZM173 93H174V92H173ZM180 93H181V92H180ZM189 93H190V92H189ZM168 94H169V93H168ZM185 94H186V93H185ZM185 94H184V95H185ZM211 94H212V93H211ZM240 94H241V93H240ZM249 94H250V93H249ZM29 95H32V91H31V94H29ZM53 95H56V94H53ZM68 95H69V93H68ZM91 95H92V94H91ZM109 95H110V94H109ZM156 95H157V94H156ZM186 95H187V94H186ZM235 95H236V94H235ZM49 96H50V95H49ZM51 96H52V95H51ZM83 96H85V95H83ZM83 96H82V97H83ZM175 96H176V95H175ZM52 97H53V96H52ZM55 97H56V96H55ZM61 97H62V96H61ZM61 97H60V98H61ZM67 97H68V96H67ZM74 97H75V96H74ZM97 97H98V96H97ZM117 97H118V96H117ZM123 97H124V96H123ZM156 97H157V96H156ZM235 97H236V96H235ZM253 97H254V96H253ZM9 98H10V97H9ZM18 98H19V97H18ZM25 98H27V97L24 96V99H25ZM80 98H81V97H80ZM90 98H91V97H90ZM111 98H112V97H111ZM131 98H132V97H131ZM144 98H146V97H144ZM191 98H192V97H191ZM193 98H194V97H193ZM229 98H230V97H229ZM29 99H30V98H29ZM52 99H53V98H52ZM57 99H58V98H57ZM64 99H65V98H64ZM70 99H71V98H70ZM88 99H89V98H88ZM97 99H98V98H97ZM99 99H101V98H99ZM0 100H1V99H0ZM10 100H11V99H10ZM47 100H48V99H47ZM62 100H63V99H62ZM78 100H79V99H78ZM90 100H91V99H90ZM115 100H116V99H115ZM115 100H113V101H115ZM161 100H162V99H161ZM206 100H207V99H206ZM231 100H232V99H231ZM241 100H242V99H241ZM255 100H256V99H255ZM64 101H66V100H64ZM72 101H74V100H71V102H72ZM75 101H77V100L75 99ZM75 101H74V102H75ZM140 101H141V100H140ZM142 101H143V100H142ZM220 101H222V100H220ZM258 101H259V100H258ZM20 102H21V101H20ZM29 102H30V101H29ZM68 102H69V100H68ZM71 102H70V103H71ZM94 102H95V101H94ZM104 102H105V101H104ZM137 102H138V101H137ZM151 102H152V101H151ZM165 102H166V100H165ZM173 102H174V101H173ZM195 102H197V101H195ZM242 102H243V101H242ZM255 102H256V101H255ZM50 103H51V102H50ZM122 103H123V102H122ZM144 103H145V102H144ZM178 103H179V102H178ZM192 103H193V102H192ZM217 103H218V102H217ZM253 103H254V102H253ZM25 104H26V103H25ZM45 104H46V103H45ZM54 104H55V103H54ZM54 104H53V105H54ZM67 104H69V103H67ZM71 104H72V103H71ZM99 104H100V103H99ZM119 104H120V102H119ZM124 104H125V103H124ZM129 104H130V103H129ZM152 104H153V103H152ZM162 104H163V103H162ZM176 104H177V103H176ZM185 104H186V103H185ZM199 104H200V103H199ZM225 104H226V103H225ZM247 104H248V103H247ZM10 105H11V104H10ZM10 105H9V106H10ZM56 105H57V104H56ZM63 105H64V104H63ZM74 105H75V104H74ZM142 105H143V103H142ZM142 105H141V106H142ZM187 105H188V104H187ZM217 105H218V104H217ZM12 106H13V105H12ZM33 106H35V105H33ZM39 106H40V105H39ZM84 106H85V105H84ZM191 106H192V104H191ZM247 106H248V105H247ZM256 106H257V105H256ZM4 107H5V106H4ZM65 107H66V106H64V108H65ZM70 107H71V105H70ZM89 107H90V106H89ZM94 107H95V106H94ZM113 107H114V106H113ZM113 107H112V108H113ZM122 107H123V106H122ZM138 107H139V106H138ZM208 107H210V106H208ZM238 107H239V106H238ZM42 108H43V107H42ZM73 108H75V107H73ZM100 108H101V107H100ZM146 108H147V107H146ZM150 108H151V107H150ZM164 108H165V107H164ZM167 108H168V107H167ZM175 108H176V107H175ZM175 108H174V109H175ZM195 108H196V107H195ZM245 108H246V107H245ZM7 109H8V108H7ZM11 109H12V108H11ZM28 109H29V108H28ZM43 109H44V108H43ZM46 109H47V108H46ZM114 109H115V108H113V110H112L113 112L115 111ZM137 109H139V108H137ZM204 109H206V108H204ZM216 109H217V108H216ZM21 110H23V109H21ZM51 110H52V109H51ZM66 110H67V109H66ZM72 110H73V109H72ZM81 110H82V109H81ZM105 110H106V109H105ZM105 110H104V111H105ZM119 110H120V109H118V111H119ZM150 110H151V109H150ZM167 110H168V109H167ZM176 110H177V109H176ZM206 110H208V109H206ZM219 110H220V109H219ZM222 110H223V108H222ZM229 110H230V109H229ZM261 110H262V109H261ZM12 111H13V110H12ZM36 111H37V110H36ZM44 111H45V110H44ZM47 111H48V110H47ZM78 111H80V109H79ZM128 111H130V110H128ZM140 111H141V110H140ZM140 111H139V112H140ZM142 111H144V110H142ZM159 111H160V110H159ZM5 112H6V111H5ZM37 112H39V110H38ZM75 112H76V111H75ZM84 112H85V111H84ZM106 112H107V111H106ZM110 112H111V111H110ZM132 112H133V111H132ZM154 112H155V111H154ZM166 112H167V111H166ZM192 112H193V111H192ZM224 112H225V111H224ZM251 112H252V111H251ZM262 112H264V111H262ZM8 113H9V112H8ZM10 113H11V112H10ZM59 113H61V112H59ZM69 113H70V112H69ZM73 113H74V112H73ZM142 113H143V112H142ZM182 113H183V112H182ZM194 113H195V112H194ZM206 113H208V112H206ZM14 114H15V113H14ZM32 114H33V113H32ZM40 114H41V113H40ZM76 114H77V113H76ZM118 114H119V112H118ZM132 114H133V113H132ZM135 114H136V112H135ZM144 114H145V113H144ZM189 114H190V113H189ZM192 114H193V113H192ZM199 114H200V112H199ZM248 114H249V113H248ZM5 115H6V114H5ZM15 115H16V114H15ZM25 115H26V114H25ZM33 115H34V114H33ZM35 115H36V114H35ZM63 115H64V114H63ZM85 115H86V114H85ZM110 115H111V113H110ZM129 115H130V112H129ZM170 115H171V114H170ZM174 115H175V114H174ZM196 115H198V114H196ZM241 115H242V114H241ZM3 116H4V114H3ZM6 116H7V115H6ZM11 116H12V115H11ZM16 116H17V115H16ZM16 116H15V117H16ZM36 116H37V115H36ZM39 116H40V115H39ZM70 116H71V115H70ZM70 116H69V117H70ZM160 116H161V115H160ZM177 116H178V115H177ZM206 116H207V115H206ZM248 116H249V115H248ZM12 117H13V116H12ZM32 117H33V116H32ZM58 117H59V116H58ZM58 117L56 116L55 118H58ZM77 117H78V116H77ZM83 117H84V116H83ZM86 117H87V116H86ZM102 117H103V116H102ZM102 117H101V118H102ZM183 117H184V116H183ZM216 117H217V116H216ZM225 117H226V116H225ZM13 118H14V117H13ZM13 118H12V119H13ZM34 118H35V117H34ZM41 118H42V116H41ZM43 118H44V117H43ZM65 118H66V117H65ZM71 118H72V116H71ZM78 118H79V117H78ZM109 118H110V117H109ZM115 118H116V117H115ZM120 118H121V117H120ZM129 118H130V117H129ZM132 118H133V117H132ZM143 118H145V117H143ZM203 118H204V117H203ZM222 118H223V117H222ZM0 119H2V118H0ZM12 119H11V120H12ZM20 119H21V118H20ZM45 119H46V118H45ZM67 119H68V118H67ZM97 119H98V118H97ZM133 119L136 120L135 117H134ZM137 119H138V118H137ZM153 119H154V118H153ZM168 119H169V118H168ZM172 119H173V118H172ZM224 119H225V118H224ZM255 119H256V118H255ZM255 119H254V120H255ZM34 120H35V119H34ZM34 120H33V121H34ZM41 120H42V119H41ZM52 120H53V119H52ZM65 120H66V119H65ZM83 120H85V119L83 118ZM98 120H99V119H98ZM123 120H125V119H123ZM123 120H122V121H123ZM157 120H158V119H157ZM181 120H182V119H181ZM185 120H186V119H185ZM188 120H189V118H188ZM198 120H199V119H198ZM13 121L16 122L15 120H13ZM18 121H19V120H18ZM23 121H25V120H23ZM43 121H44V120H43ZM86 121H87V120H86ZM94 121H95V118H94ZM111 121H112V120H111ZM115 121H116V120H115ZM125 121H126V120H125ZM138 121H139V119H138ZM141 121H142V120H141ZM141 121H140V123H139L140 125H141ZM193 121H194V120H193ZM241 121H242V119H241ZM9 122H10V121H9ZM38 122H39V121H38ZM49 122H50V121H49ZM56 122H58V121H56ZM63 122H64V121H63ZM126 122H127V121H126ZM136 122H137V120H136ZM136 122H135V123H136ZM145 122H146V121H145ZM147 122H148V121H147ZM182 122H183V121H182ZM220 122H221V121H220ZM250 122H251V121H250ZM6 123H8V122H6ZM50 123H51V122H50ZM50 123H49V124H50ZM75 123H76V122H75ZM100 123H101V122H100ZM142 123H143V122H142ZM165 123H166V122H165ZM200 123H203L202 120H201ZM216 123H217V122H216ZM231 123H232V122H231ZM236 123H237V122H236ZM259 123H260V122H259ZM10 124H11V126H13L12 123H10ZM13 124H15V123H13ZM17 124H18V123H17ZM19 124H20V123H19ZM24 124H25V123H24ZM43 124H45V123L42 122V125H43ZM65 124H66V123H65ZM65 124H64V125H65ZM72 124H73V123H72ZM179 124H180V123H179ZM233 124H234V123H233ZM2 125H3V124H2ZM32 125H34V124H32ZM32 125H31V126H32ZM35 125H36V124H35ZM100 125H101V124H100ZM107 125H108V124H107ZM126 125H127V124H126ZM135 125H136V124H135ZM180 125L182 126V124H180ZM199 125H200V124H199ZM214 125H215V124H214ZM217 125H218V124H217ZM243 125H244V124H243ZM257 125H258V124H257ZM11 126H9V127H11ZM29 126H30V125H29ZM48 126H49V125H48ZM101 126H102V125H101ZM109 126H110V125H109ZM128 126H129V125H128ZM133 126H134V123H133ZM133 126H132V127H133ZM197 126H198V125H197ZM205 126H206V125H205ZM205 126H204V127H205ZM7 127H8V126H7ZM13 127H14V126H13ZM13 127H12V128H13ZM36 127H37V126H36ZM52 127H53V125H52ZM54 127H55V126H54ZM59 127H60V125H59ZM69 127H70V126H69ZM69 127H68V128H69ZM77 127H78V126H77ZM99 127H100V126H99ZM155 127H157V126H155ZM184 127H185V126H184ZM0 128H1V126H0ZM30 128H31V127H30ZM38 128H39V126H38ZM43 128H44V127H43ZM71 128H72V127H70V129H71ZM73 128H74V127H73ZM123 128H124V126H123ZM174 128H175V127H174ZM232 128H233V127H232ZM36 129H37V128H36ZM50 129H51V128H50ZM53 129H54V128H53ZM53 129H52V130H53ZM63 129H64V128H63ZM66 129H67V127H66L64 130H66ZM75 129H76V128H75ZM88 129H90V128H88ZM101 129H102V128H101ZM118 129H119V127H118ZM126 129H127V128H126ZM128 129H129V128H128ZM178 129H179V128H178ZM178 129H177V130H178ZM3 130H4V129H3ZM9 130H10V128H9ZM18 130H19V129H18ZM37 130H38V129H37ZM44 130H45V129H44ZM77 130H78V128H77ZM102 130H103V129H102ZM136 130H137V129H136ZM143 130H145L144 127H143ZM152 130H153V129H152ZM166 130H167V129H166ZM29 131H30V130H29ZM50 131H51V130H50ZM59 131H60V128H59ZM66 131H67V130H66ZM70 131H71V130H70ZM72 131H73V129H72ZM94 131H95V130H94ZM130 131H131V130H130ZM130 131H128V132H130ZM138 131H139V130H138ZM146 131H147V130H146ZM186 131H187V130H186ZM222 131H223V130H222ZM10 132H11V131H10ZM10 132H9V133H10ZM14 132H15V130H14ZM19 132H20V131H19ZM26 132H27V131H26ZM61 132H63L62 128H61ZM68 132H69V131H68ZM68 132H67V133H68ZM105 132H106V131H105ZM105 132H104V133H105ZM119 132H121V131L119 130ZM126 132H127V131H125V133H126ZM141 132H143V131H141ZM163 132H164V131H163ZM187 132H188V131H187ZM219 132H220V131H219ZM238 132H239V131H238ZM240 132H241V131H240ZM261 132H262V131H261ZM22 133H23V132H22ZM22 133H21V134H22ZM24 133H25V132H24ZM24 133H23V135L25 136L26 133H25V134H24ZM34 133H35V132H34ZM51 133H52V131H51ZM67 133H66V135H67ZM77 133H80V132H77ZM99 133H100V132H99ZM111 133H112V132H111ZM113 133H114V132H113ZM115 133H117V132H115ZM139 133H140V132H139ZM139 133H138V134H139ZM157 133H158V132H157ZM192 133H193V132H192ZM192 133H190V134H192ZM214 133H216V132H214ZM4 134H7V133H4ZM52 134H53V133H52ZM55 134H56V133H55ZM55 134H54V136H55ZM57 134H59V132H57ZM61 134H62V133H61ZM71 134H73V133L71 132ZM91 134H92V133H91ZM123 134H124V133H123ZM150 134H151V133H150ZM160 134H161V133H160ZM160 134H159V135H160ZM186 134H187V133H186ZM223 134H224V133H223ZM253 134H254V133H253ZM26 135H27V134H26ZM34 135H36V134H34ZM42 135H43V134H42ZM48 135H50V134H49V131H48ZM62 135H63V134H62ZM62 135H61V136H62ZM80 135H81V134H80ZM111 135H112V134H111ZM129 135H130V133H129ZM129 135H128V136H129ZM133 135L135 136V134H133ZM133 135H132V136H133ZM142 135H143V134H142ZM142 135H141V136H142ZM243 135H244V134H243ZM255 135H256V134H255ZM0 136H3V135H0ZM18 136H20V135H18ZM27 136H28V135H27ZM59 136H60V135H59ZM72 136H73V135H72ZM76 136H77V135H76ZM83 136H84V135H83ZM88 136H89V135H88ZM99 136H100V135H99ZM103 136H104V135H103ZM105 136H106V135H105ZM113 136H114V135H113ZM132 136H131V137H132ZM148 136H149V135H148ZM152 136H153V135H152ZM179 136H180V135H179ZM181 136H182V134H181ZM188 136H189V135H188ZM25 137H26V136H25ZM25 137H24V138H25ZM100 137H101V136H100ZM106 137H107V136H106ZM124 137H125V135H124ZM220 137H221V135H220ZM248 137H249V136H248ZM248 137H247V138H248ZM42 138H43V137H42ZM48 138H49V137L47 136L46 139L48 140ZM57 138H58V136H57ZM59 138H60V137H59ZM59 138H58V139H59ZM64 138H65V137H64ZM66 138H67V136H66ZM66 138H65V140H66ZM74 138H75V137H74ZM78 138H79V137H78ZM80 138H81V137H80ZM101 138H102V137H101ZM114 138H115V137H114ZM122 138H123V137H122ZM180 138H181V137H180ZM202 138H203V136H202ZM250 138H251V137H250ZM252 138H253V137H252ZM260 138H261V137H260ZM262 138H264V137H262ZM262 138H261V139H262ZM4 139H5V138H4ZM7 139H8V138H7ZM11 139H12V138H11ZM21 139H22V137H21ZM32 139H35V138H32ZM54 139H56V138L54 137ZM54 139H53V140H54ZM82 139H83V138H82ZM124 139H125V138H124ZM142 139H143V138H142ZM144 139H145V138H144ZM144 139H143V141H144ZM171 139H172V138H171ZM182 139H183V138H182ZM199 139H200V138H199ZM199 139H198V140H199ZM225 139H226V138H225ZM24 140H25V139H24ZM24 140H23V141H24ZM40 140H41V139H39L38 141H40ZM42 140H44V139H42ZM59 140H60V139H59ZM59 140H57V141H58V144L61 145V143H63V142H60V143H59ZM70 140H71V139H70ZM92 140H93V139H92ZM133 140H134V139H133ZM135 140H136V138H135ZM175 140H176V139H175ZM249 140H250V139H249ZM9 141H10V140H9ZM36 141H37V140H36ZM62 141H63V140H62ZM81 141H82V140H81ZM100 141H101V139H100ZM117 141H118V140H117ZM126 141H127V140H126ZM176 141H177V140H176ZM178 141H179V140H178ZM187 141H188V140H187ZM193 141H194V140H193ZM201 141H202V140H201ZM240 141H241V140H240ZM255 141H256V140H255ZM258 141H259V140H258ZM258 141H257V142H258ZM17 142H19V141L17 140ZM17 142H15V143L17 144ZM24 142H25V141H24ZM24 142H23V144H22L23 146L26 144V143L24 144ZM42 142H43V141H42ZM50 142H54V141H50ZM66 142H67V141H66ZM73 142H74V141H73ZM75 142H76V141H75ZM88 142H89V141H88ZM109 142H110V141H109ZM109 142H108V143H109ZM124 142H125V141H124ZM141 142H142V141H141ZM174 142H175V141H174ZM243 142H244V141H243ZM253 142H254V140H253ZM257 142H256V143H257ZM12 143H13V142H12ZM44 143H45V142H44ZM44 143H43V144H44ZM46 143H47V141H46ZM46 143H45V144H46ZM64 143H65V142H64ZM77 143H78V142H77ZM95 143H96V142H95ZM108 143H107V144H108ZM130 143H131V142H130ZM135 143H136V142H135ZM143 143H144V142H142L141 144H143ZM157 143H158V142H157ZM175 143H176V142H175ZM209 143H210V142H209ZM246 143H247V142H246ZM8 144H9V143H8ZM19 144H20V143H19ZM34 144H35V143H34ZM50 144H51V143H50ZM80 144H81V143H80ZM118 144H119V143H118ZM125 144H126V143H125ZM150 144H151V143H150ZM229 144H230V143H229ZM235 144H236V143H235ZM253 144H254V143H253ZM1 145H2V144H1ZM36 145H37V143H36ZM38 145H39V144H38ZM40 145H41V141H40ZM60 145H57V149H58V150H59ZM63 145H64V144H63ZM78 145H79V144H78ZM102 145H103V144H102ZM130 145H131V144H130ZM130 145H129V146H130ZM144 145H145V144H144ZM163 145H164V144H163ZM172 145H173V144H172ZM231 145H232V144H231ZM254 145H255V144H254ZM3 146H4V145H3ZM6 146H8V145H6ZM33 146H34V145H33ZM41 146H42V145H41ZM47 146H49V144H48ZM65 146H66V144H65ZM67 146H68V145H67ZM104 146H105V145H104ZM104 146H103V148H104ZM114 146H115V145H114ZM116 146H117V145H116ZM116 146H115V147H116ZM126 146H127V145H126ZM145 146H146V145H145ZM145 146H144V147H145ZM155 146H156V145H155ZM199 146H200V145H199ZM229 146H230V145H229ZM249 146H250V145H249ZM25 147H27V146H25ZM37 147H39V146H37ZM42 147L45 148L46 146H42ZM49 147H50V146H49ZM52 147H54V146H52ZM61 147H62V146H61ZM61 147H60V148H61ZM79 147H80V145H79ZM105 147H106V146H105ZM109 147H111V146H109ZM124 147H125V146H124ZM127 147H128V146H127ZM153 147H154V146H153ZM169 147H170V146H169ZM178 147H179V146H178ZM180 147H181V146H180ZM242 147H243V146H242ZM13 148H14V147H13ZM13 148H12V149H13ZM19 148H20V147H19ZM21 148H22V147H21ZM29 148H30V147H29ZM29 148H28V149H29ZM33 148H34V147H33ZM46 148H47V147H46ZM55 148H56V147H54V149H55ZM111 148H112V147H111ZM147 148H148V147H147ZM188 148H189V147H188ZM210 148H211V146H210ZM243 148H244V147H243ZM1 149H3V148H1ZM8 149H9V148H8ZM15 149H16V148H15ZM25 149H26V148H24V150H25ZM28 149H27V150H28ZM31 149H32V148H31ZM38 149H39V148H38ZM57 149H56V150H57ZM62 149H63V148H62ZM67 149H69V146H68ZM71 149H73V148H71ZM83 149H84V148H83ZM91 149H92V148H91ZM94 149H95V146H94ZM105 149H106V148H105ZM116 149H117V148H116ZM121 149H122V148H120V151H121ZM130 149H131V147H130ZM173 149H174V148H173ZM184 149H185V147H184ZM193 149H194V148H193ZM212 149H213V147H212ZM228 149H229V148H228ZM228 149H227V150H228ZM249 149H250V148H249ZM256 149H257V148H256ZM20 150H21V149H20ZM36 150H37V149H36ZM36 150H35V151H36ZM39 150H40V149H39ZM51 150H52V149H51ZM60 150H61V149H60ZM73 150H75V148H74ZM80 150H81V149H80ZM92 150H93V149H92ZM95 150H96V149H95ZM125 150H126V147H125ZM132 150H133V148L131 149V152H132ZM149 150H150V149H149ZM158 150H159V149H157V151H158ZM167 150H168V149H167ZM169 150H170V148H169ZM175 150H176V149H175ZM178 150H179V149H178ZM181 150H182V149H181ZM3 151H4V150H3ZM11 151H12V150H11ZM16 151H17V150H16ZM25 151H26V150H25ZM29 151H31V150H29ZM69 151L71 152L72 150H69ZM133 151H134V150H133ZM155 151H156V150H155ZM186 151H187V150H186ZM18 152H19V151H18ZM23 152H24V151H23ZM23 152H21V153H23ZM27 152H28V151H27ZM32 152H33V150H32ZM52 152H54V151H52ZM60 152H61V151H60ZM70 152H69V154H71ZM74 152H75V151H74ZM83 152H84V151H83ZM93 152H94V150H93ZM99 152H100V151H99ZM99 152H98V153H99ZM111 152H112V151H111ZM113 152H114V151H113ZM122 152H123V151H122ZM145 152H146V151H145ZM165 152H166V151H165ZM176 152H177V151H176ZM176 152H175V153H176ZM196 152H197V151H196ZM206 152H207V150H206ZM227 152H228V151H227ZM7 153H8V152H7ZM37 153H38V150H37ZM43 153L45 154V152H43ZM55 153H56V152H55ZM77 153H78V152H77ZM100 153H101V152H100ZM106 153H107V152H106ZM133 153H134V152H133ZM170 153H171V152H170ZM259 153H260V152H259ZM11 154H12V153H11ZM18 154H19V153H18ZM24 154H25V153H24ZM39 154H40V151H39ZM67 154H68V153H67ZM73 154H74V153H73ZM73 154H72V155H73ZM115 154H116V153H115ZM115 154H114V155H115ZM117 154H119V153H117ZM142 154H143V153H142ZM150 154H151V153H150ZM166 154H167V153H166ZM172 154H173V152H172ZM172 154H171V155H172ZM180 154H181V153H180ZM242 154H243V153H242ZM242 154H241V155H242ZM1 155H2V154H1ZM26 155H27V154H26ZM35 155L37 156V154H35ZM40 155H41V154H40ZM45 155H46V154H45ZM49 155H50V154H49ZM52 155H53V153H52ZM54 155H55V154H54ZM54 155H53V156H54ZM65 155H66V154H65ZM75 155H76V154H75ZM109 155H110V154H109ZM121 155H122V154H121ZM125 155H126V154H125ZM137 155H138V154H137ZM140 155H141V154H140ZM188 155H190V154H188ZM188 155H187V157H188ZM256 155H257V154H256ZM3 156H4V154H3ZM6 156H7V155H6ZM17 156H18V155H17ZM46 156H47V155H46ZM46 156H45V157H46ZM57 156H58V155H57ZM67 156H68V155H67ZM77 156H78V155H77ZM83 156H84V155H83ZM85 156H86V155H85ZM154 156H155V155H154ZM167 156H170V154L167 155ZM167 156H166V157H167ZM238 156H239V155H238ZM1 157H2V156H1ZM22 157H23V156H22ZM27 157H28V156H27ZM87 157H88V155H87ZM89 157H90V156H89ZM103 157H104V156H103ZM103 157L101 156V158H103ZM126 157H127V156H126ZM133 157H134V156H133ZM160 157H161V156H160ZM164 157H165V156H164ZM164 157H163V159H164ZM170 157H171V156H170ZM170 157H169V158H170ZM173 157H174V156H173ZM179 157H180V156H179ZM183 157H184V156H183ZM195 157H196V156H195ZM245 157H246V156H245ZM7 158H8V157H7ZM19 158H20V157H19ZM33 158H34V154H33ZM40 158H41V157H40ZM48 158H49V157H48ZM50 158H51V157H50ZM57 158H59V157H57ZM83 158H84V157H83ZM130 158H131V157H130ZM137 158H138V157H137ZM140 158H141V157H140ZM149 158H150V157H149ZM154 158H155V157H154ZM161 158H162V157H161ZM169 158H168V159H169ZM174 158H175V157H174ZM14 159H15V158H14ZM24 159H25V158H24ZM60 159H61V158H60ZM67 159H68V158H67ZM93 159H94V158H93ZM93 159H92V157H91V160H93ZM95 159L97 160V158H95ZM104 159H106V157H105ZM143 159H144V158H143ZM157 159H158V158H157ZM159 159H160V158H159ZM192 159H193V158H192ZM6 160H7V159H6ZM8 160H9V159H8ZM10 160H11V159H10ZM19 160H20V159H19ZM45 160H46V159H45ZM57 160H58V159H57ZM87 160H88V158H87ZM87 160H86V161H87ZM107 160H108V159H107ZM111 160H112V159H111ZM148 160H149V159H148ZM179 160H180V159H179ZM193 160H194V159H193ZM193 160H192V161H193ZM202 160H203V159H202ZM205 160H206V159H205ZM209 160H210V159H209ZM26 161H27V158H26ZM39 161H40V160H39ZM51 161H52V160H51ZM81 161H82V160H81ZM93 161H95V160H93ZM93 161H92V162H93ZM116 161H117V160H116ZM118 161H119V160H118ZM121 161H122V160H121ZM128 161H130V160H128ZM132 161H133V160H132ZM138 161H139V160H138ZM142 161H143V160H142ZM145 161H147V160H145ZM152 161H153V160H152ZM164 161H166V160H164ZM167 161H168V160H167ZM172 161H173V160H172ZM181 161H182V160H181ZM212 161H213V159H212ZM218 161H219V160H218ZM227 161H229V159H228ZM246 161H247V160H246ZM262 161H264V160H262ZM262 161H261V162H262ZM9 162H10V161H9ZM14 162H15V160H14ZM35 162H36V161H35ZM46 162H47V161H46ZM63 162H64V161H63ZM83 162H84V161H83ZM108 162H109V161H108ZM108 162H107V163H108ZM133 162H134V161H133ZM170 162H171V161H170ZM175 162H177V161H175ZM185 162H186V160H185ZM185 162H184V166H185ZM208 162H209V161H208ZM7 163H8V162H7ZM10 163H11V162H10ZM20 163H21V161H20ZM24 163H25V162H24ZM42 163H43V162H42ZM49 163H50V161H49ZM49 163H48V164H49ZM65 163H66V162H64L63 164H65ZM103 163H104V161H103ZM148 163H149V162H148ZM168 163H169V162H168ZM173 163H174V162H173ZM186 163H187V162H186ZM192 163H194V162H192ZM206 163H207V162H206ZM250 163H251V162H250ZM253 163H254V162H253ZM31 164H32V163H31ZM34 164H35V163H34ZM46 164H47V163H46ZM55 164H57V163H55ZM58 164H62V163L60 162V163H58ZM58 164H57V166H58ZM66 164L69 165L68 163H66ZM82 164H83V163H82ZM93 164H94V163H92V165H93ZM105 164H106V163H105ZM115 164H117V163H115ZM146 164H147V163H146ZM162 164H163V163H162ZM176 164H177V163H176ZM218 164H219V163H218ZM246 164H247V163H246ZM2 165H3V164H2ZM4 165H5V164H4ZM4 165H3V166H4ZM7 165H8V164H7ZM13 165H14V164H13ZM52 165H53V164H52ZM52 165H51V166H52ZM98 165H99V164H98ZM103 165H104V164H103ZM129 165H130V164H129ZM132 165H133V164H132ZM173 165H174V164H173ZM179 165H180V164H179ZM198 165H199V164H198ZM202 165H203V164H202ZM205 165H206V164H205ZM256 165H257V164H256ZM3 166H2V167H3ZM19 166H20V165H19ZM23 166H24V165H23ZM31 166H32V165H31ZM40 166H41V165H40ZM44 166H46V165H44ZM57 166L55 165L54 168H57ZM63 166H64V165H63ZM79 166H80V165H79ZM118 166H119V165H118ZM134 166H135V165H134ZM149 166H150V165H149ZM152 166H153V165H152ZM160 166H161V165H160ZM176 166H177V165H176ZM206 166H207V165H206ZM247 166H248V165H247ZM253 166H254V165H253ZM260 166H261V165H260ZM9 167H10V166H8L7 168H9ZM12 167H13V166H12ZM58 167H59V166H58ZM84 167H85V166H84ZM99 167H100V166H99ZM136 167H137V166H136ZM136 167H135V168H136ZM142 167H143V166H142ZM147 167H148V166H147ZM197 167H198V166H197ZM197 167H196V168H197ZM224 167H225V166H224ZM229 167H230V166H228V169H229ZM257 167L259 168V166H257ZM35 168H36V167H35ZM38 168H39V167H38ZM65 168H67V167H65ZM103 168H104V167H103ZM113 168H114V167H113ZM113 168H112V169H113ZM115 168H116V165H115ZM120 168H121V167H120ZM123 168H124V167H123ZM133 168H134V167H133ZM144 168H146V167H144ZM152 168H153V167H152ZM164 168H165V167H164ZM179 168H180V167H179ZM179 168H178V169H179ZM186 168H187V167H186ZM190 168H191V167H190ZM0 169H1V168H0ZM3 169H4V168H3ZM18 169H19V168H18ZM43 169H44V168H43ZM49 169H50V168H49ZM52 169H53V168H52ZM87 169H88V168H87ZM94 169H95V168H94ZM100 169H101V168H100ZM139 169H140V167H139ZM146 169H147V168H146ZM155 169H156V168H154V170H155ZM184 169H185V168H184ZM203 169L205 170V168H203ZM220 169H221V168H220ZM226 169H227V168H226ZM239 169H240V168H239ZM244 169H245V168H244ZM11 170H12V168H11ZM25 170H26V169H25ZM41 170H42V169H41ZM44 170H45V169H44ZM55 170H56V169H55ZM58 170H60V171H58ZM66 170H67V169H66ZM83 170H84V168H83ZM119 170H120V169H119ZM122 170H124V169H122ZM133 170H135V169H133ZM148 170H149V169H148ZM186 170H187V169H186ZM186 170H185V171H186ZM216 170H218V169H216ZM255 170H256V169H255ZM3 171H4V170H3ZM27 171H28V170H27ZM29 171L31 172V170H29ZM32 171H33V169H32ZM46 171H47V169H46ZM93 171H94V170H93ZM93 171L91 172V175H90V176H92V175L95 176L96 173L94 172V173H95V174H94ZM100 171H101V170H100ZM131 171H132V170H131ZM189 171H190V170H189ZM209 171H210V170H209ZM228 171H229V170H228ZM231 171H232V170H231ZM256 171H257V170H256ZM23 172H24V171H23ZM38 172H39V171H38ZM49 172L52 173L51 171H49ZM56 172H58V173L61 172V169L58 168ZM56 172L54 173V171H53V174H54L55 176H56ZM66 172H67V171H66ZM75 172H76V171H75ZM81 172H82V171H81ZM88 172H89V171H88ZM96 172H97V171H96ZM109 172H110V171H109ZM118 172H119V171H118ZM138 172H139V171H138ZM147 172H148V171H147ZM217 172H218V171H217ZM1 173H2V171H1ZM1 173H0V174H1ZM9 173H10V172H9ZM32 173H36V172H32ZM32 173H30V174H32ZM44 173H45V172H44ZM44 173H43V174H44ZM69 173H70V172H69ZM73 173H74V172H73ZM73 173H72V174H73ZM84 173H87V172H84ZM92 173H93V174H92ZM98 173H99V172H98ZM150 173L152 174V171H151ZM160 173H161V172H160ZM165 173H167V172H165ZM178 173H180V172H178ZM181 173H182V172H181ZM181 173H180V174H181ZM186 173H187V172H186ZM193 173H194V172H193ZM228 173H229V172H228ZM246 173H247V172H246ZM249 173H250V172H249ZM3 174H4V172H3ZM10 174H11V173H10ZM62 174H64V173H61V175H62ZM107 174H108V173H107ZM114 174H115V173H114ZM167 174H168V173H167ZM175 174H176V173H175ZM187 174H188V173H187ZM225 174H226V173H225ZM6 175H7V174H6ZM17 175H18V174H17ZM39 175L41 176V174H39ZM59 175H60V173H59ZM59 175H58V176H59ZM65 175H66V174H65ZM65 175H64V176H65ZM82 175H83V174H82ZM84 175H85V174H84ZM112 175H113V174H112ZM135 175H137V174L135 173ZM142 175H143V174H142ZM192 175H193V174H192ZM209 175H210V174H209ZM222 175H223V174H222ZM222 175H221V176H222ZM9 176H10V175H9ZM22 176H23V175H22ZM25 176H26V174H25ZM29 176H30V175H29ZM47 176H48V175H47ZM58 176H57V178H58ZM74 176H75V175H74ZM76 176H77V175H76ZM85 176H86V175H85ZM90 176H89V177H90ZM117 176H118V175H117ZM117 176H116V177H117ZM127 176H129V174H128ZM138 176H140V173L138 174ZM143 176H144V175H143ZM153 176H154V175H153ZM167 176H168V175H167ZM239 176H240V174H239ZM241 176H242V175H241ZM245 176H246V175H245ZM15 177H16V175H15ZM15 177H12V179H14ZM37 177H38V176H37ZM37 177H35V178H37ZM42 177H43V176H42ZM52 177H53V176H52ZM61 177H62V176H61ZM92 177H93V176H92ZM92 177H91V178H92ZM96 177H99V176H95L94 178H96ZM105 177H106V176H105ZM140 177H141V176H140ZM170 177H171V175H170ZM197 177H198V176H197ZM211 177H212V176H211ZM259 177H260V176H259ZM1 178H2V177H1ZM3 178H4V176H3ZM18 178H19V177H18ZM18 178H17V180H18ZM22 178H24V176H23ZM27 178H28V177H27ZM50 178H51V177H50ZM70 178H71V176H70ZM70 178H69V179H70ZM137 178H139V177H137ZM143 178H144V177H143ZM166 178H167V177H166ZM171 178H172V177H171ZM234 178H235V177H234ZM251 178H252V177H251ZM257 178H258V177H257ZM24 179H25V178H24ZM29 179H30V178H29ZM38 179H39V178H38ZM38 179H36V180H38ZM62 179H63V178H62ZM66 179H67V178H66ZM76 179H77V178H76ZM83 179H84V178H83ZM85 179H86V180H88V179L91 180L90 178H88V179L85 178ZM134 179H135V178H134ZM134 179H133V180H134ZM144 179H145V178H144ZM168 179H170L169 176H168ZM174 179H175V178H174ZM174 179L172 178V180H174ZM184 179H185V178H184ZM201 179H202V178H201ZM208 179H209V178H208ZM211 179H212V178H211ZM4 180H5V179H4ZM9 180H10V179H9ZM44 180H45V179H44ZM48 180H49V178H48ZM55 180H56V178H55ZM55 180H54V181H55ZM59 180H61V179L59 178ZM94 180H95V179H94ZM94 180H93V181H94ZM99 180H100V179H99ZM101 180H102V179H101ZM101 180H100L99 182H101ZM131 180H132V179H131ZM140 180H141V179H140ZM140 180H138V181H140ZM145 180H146V179H145ZM148 180H149V179H148ZM148 180H147V181H148ZM185 180H186V179H185ZM209 180H210V179H209ZM209 180H207V181H209ZM220 180H221V179H220ZM253 180H254V179H253ZM15 181H16V180H15ZM19 181L21 182V180H19ZM27 181H28V180H27ZM31 181H32V180H31ZM38 181H39V180H38ZM50 181H51V180H50ZM54 181H53V182H54ZM56 181H58V179H57ZM81 181H82V180H81ZM81 181H80V182H81ZM103 181H104V180H103ZM106 181H107V180H106ZM108 181H109V180H108ZM111 181H112V180H111ZM127 181H128V180H127ZM134 181H135V180H134ZM147 181H146V182H147ZM149 181H150V180H149ZM162 181H163V180H162ZM165 181H166V180H165ZM167 181H168V180H167ZM186 181H187V180H186ZM201 181H203V180H201ZM257 181H258V180H257ZM22 182H23V180H22ZM39 182H40V181H39ZM43 182H45V181H43ZM53 182H52V184H53ZM60 182H61V181H60ZM73 182H75V181H73ZM83 182H84V181H83ZM97 182H98V181H97ZM109 182H110V181H109ZM118 182H119V179H118ZM125 182H126V181H125ZM135 182H136V181H135ZM12 183H13V182H12ZM18 183H19V182H17V184H18ZM30 183H31V182H30ZM48 183H49V182H48ZM50 183H51V182H50ZM54 183H55V182H54ZM58 183H59V182H58ZM62 183H63V180H62ZM62 183H61V184H62ZM66 183H67V182H66ZM66 183H65V184H66ZM110 183H111V182H110ZM136 183H137V182H136ZM150 183H151V181H150ZM164 183H166V182H164ZM174 183H175V180H174ZM181 183H182V182H181ZM218 183H219V182H218ZM229 183H230V182H229ZM237 183H238V182H237ZM243 183H244V182H243ZM257 183H258V182H257ZM260 183H261V182H260ZM15 184H16V183H15ZM21 184H22V186H23V183H21ZM34 184H35V183H34ZM52 184H51V185H52ZM65 184H64V185H65ZM81 184H83V183H81ZM86 184H87V183H86ZM93 184H94V183H93ZM100 184H101V183H100ZM103 184H104V183H103ZM105 184H107V182H106ZM125 184H126V183H125ZM131 184H132V181H131ZM137 184H138V183H137ZM166 184H167V183H166ZM208 184H209V183H208ZM2 185H3V184H2ZM12 185H13V184H12ZM32 185H33V184H32ZM37 185H38V187H39V184H37ZM42 185H43V184H42ZM91 185H92V184H91ZM109 185H111V184H109ZM133 185L135 186L134 183H133ZM138 185H139V184H138ZM145 185H146V184H145ZM147 185H148V184H147ZM147 185H146V187H147ZM156 185H158V184H156ZM164 185H165V184H164ZM171 185H172V184H171ZM178 185H179V184H178ZM180 185H181V184H180ZM199 185H200V184H199ZM202 185H203V184H202ZM222 185H223V184H222ZM16 186H18V185H16ZM19 186H20V185H19ZM45 186H48V185L45 184ZM54 186H55V185H54ZM67 186H68V185H67ZM67 186H66V187H67ZM69 186H71V185H70V181H69ZM95 186H96V185H95ZM107 186H108V185H107ZM107 186H106V187H107ZM136 186H137V185H136ZM136 186H135V187H136ZM161 186H162V184H161ZM174 186H175V185H174ZM188 186H189V185H188ZM30 187H31V186H30ZM35 187H37V186L35 185ZM35 187H34V188H35ZM59 187H60V185H59ZM71 187H72V186H71ZM71 187H70V188H71ZM84 187H85V186H84ZM86 187H88V186H86ZM104 187H105V186H104ZM129 187H130V186H129ZM152 187H153V186H152ZM2 188H4V187H2ZM6 188H7V187H6ZM16 188H17V187H16ZM40 188H41V186H40ZM51 188H52V187H51ZM55 188H56V186H55ZM61 188H62V186H61ZM76 188H77V186H76ZM79 188H80V187H79ZM79 188H78V189H79ZM98 188H99V187H98ZM108 188H109V187H108ZM114 188H115V186H114ZM125 188H126V186H125ZM147 188H148V187H147ZM158 188H160V185L158 186ZM163 188H164V187H163ZM172 188H173V187H172ZM172 188H171V189H172ZM196 188H197V187H195V190H197ZM222 188H223V187H222ZM222 188H221V189H222ZM250 188H251V187H250ZM22 189H23V188H22ZM22 189H21V190H22ZM25 189L28 190V189H30V188L28 187V188H25ZM36 189H38V188H36ZM43 189H45V188H43ZM46 189H47V188H46ZM56 189H57V188H56ZM62 189H63V188H62ZM67 189H68V187H67ZM83 189H86V188H83ZM87 189H88V188H87ZM95 189H97V188H95ZM109 189L111 190V188H109ZM137 189H138V188H137ZM143 189H144V188H143ZM169 189H170V188H169ZM171 189H170V190H171ZM185 189H186V188H185ZM185 189H184V191H185ZM193 189H194V188H193ZM207 189H208V188H207ZM257 189H258V188H257ZM0 190H3V189H0ZM31 190H32V189H31ZM49 190H50V189H49ZM49 190H48V191H49ZM74 190H75V188H74ZM90 190H91V189H90ZM104 190H105V189H104ZM106 190H107V189H106ZM119 190H120V188H119ZM129 190L132 191V189H129ZM153 190H155V188H154ZM159 190H160V189H159ZM170 190H169V192H168V195H169V193H170ZM181 190H182V189H181ZM228 190H229V189H228ZM17 191H18V190H17ZM24 191H26V190H24ZM24 191H23V192H24ZM29 191H30V190H29ZM29 191H28V192H29ZM35 191H36V190H35ZM35 191H33V192H35ZM43 191H44V190H43ZM48 191L46 190V192H48ZM53 191H54V190H53ZM59 191H60V190H59ZM65 191L69 193L71 190H70V191L65 190ZM76 191L79 192V190H76ZM86 191H87V190H86ZM92 191H93V190H92ZM108 191H109V190H108ZM147 191H148V190H147ZM193 191H194V190H193ZM234 191H236V190H234ZM238 191H239V190H238ZM20 192H22V191H20ZM56 192H58V191H56ZM96 192H97V191H96ZM104 192H105V191H104ZM115 192H116V191H115ZM162 192H163V191H162ZM205 192H206V191H205ZM254 192H255V191H254ZM1 193H2V192H1ZM37 193H39L38 190H37ZM52 193H53V192H52ZM58 193H59V192H58ZM86 193H87V192H86ZM118 193H119V192H118ZM122 193H123V192H122ZM129 193H130V191H129ZM138 193H139V192H138ZM150 193H151V192H150ZM150 193H149V194H150ZM159 193H160V192H159ZM182 193H183V192H182ZM202 193H203V192H202ZM228 193H229V192H228ZM228 193H227V194H228ZM234 193H235V192H234ZM261 193H262V192H261ZM16 194H17V193H16ZM26 194H27V193H26ZM40 194H41V193H40ZM40 194H39L38 196H40ZM53 194H54V193H53ZM70 194H71V192H70ZM74 194H75V193H74ZM77 194H78V193H77ZM108 194H109V193H108ZM110 194H111V193H110ZM126 194H127V193H126ZM135 194L137 195V191H136ZM140 194H141V193H140ZM146 194H147V192H146ZM179 194H180V193H179ZM206 194H207V193H206ZM217 194H218V193H217ZM2 195H3V193H2ZM2 195H0V196H2ZM24 195H25V194H24ZM44 195H46V194L43 192V196H44ZM58 195H59V194H58ZM96 195H97V194H96ZM103 195H104V194H103ZM106 195H107V194H106ZM133 195H134V194H133ZM165 195H166V194H165ZM204 195H205V194H204ZM232 195H233V194H232ZM261 195H262V194H261ZM14 196H15V195H14ZM20 196H21V194H20ZM20 196H19V197H20ZM30 196H32L31 193H30ZM61 196H62V195H61ZM68 196H69V195H68ZM77 196H78V195H77ZM166 196H167V195H166ZM200 196H201V195H200ZM218 196H219V195H218ZM227 196H228V195H227ZM234 196H235V195H234ZM6 197H7V196H6ZM21 197H22V196H21ZM33 197H34V196H33ZM46 197H47V198H45L44 203H46V202H47L46 200H47L48 198H50V197H48V196H46ZM65 197H66V196H65ZM86 197H87V196H86ZM92 197H94V196L92 195ZM144 197H145V196H144ZM151 197H152V196H151ZM151 197H150V198H151ZM203 197H204V196H203ZM1 198H3V197H1ZM14 198H15V197H14ZM29 198H31V197H29ZM34 198H35V197H34ZM40 198H41V196L39 197V199H40ZM53 198H54V197H53ZM68 198H69V197H68ZM68 198H65V199L67 200ZM115 198H116V197H115ZM118 198H119V197H118ZM122 198H123V197H122ZM227 198H228V197H227ZM253 198H254V197H253ZM258 198H259V197H258ZM10 199H11V197H10ZM21 199H22V198H21ZM21 199L19 200V202L21 201ZM31 199H32V198H31ZM35 199L37 200V198H35ZM35 199H34V200H35ZM42 199H43V198H42ZM57 199H58V198H57ZM57 199H56V200H57ZM63 199H64V196H63ZM63 199H62V200H63ZM83 199H84V198H83ZM87 199H88V198H87ZM87 199H86V201H87ZM95 199H97V198H95ZM127 199H128V198H127ZM127 199H125V200H127ZM142 199H143V198H142ZM200 199H201V198H200ZM202 199H203V198H202ZM233 199H234V198H233ZM248 199H249V197H248ZM248 199H247V200H248ZM262 199H264V198H262ZM12 200H13V199H12ZM23 200H25V199L23 198ZM43 200H44V199H43ZM53 200H55V199H53ZM58 200H59V199H58ZM77 200H78V199H77ZM77 200H76V201H77ZM79 200H81V199H79ZM108 200H109V198H108ZM0 201H1V200H0ZM31 201H32V200H31ZM49 201H50V200H49ZM49 201H48V202H49ZM51 201H52V200H51ZM63 201H65V200H63ZM63 201H62V202H63ZM71 201H72V199H71ZM93 201H94V199H93ZM114 201H115V200H114ZM150 201H151V200H150ZM234 201H235V200H234ZM238 201H239V200H238ZM12 202H15V201H12ZM28 202H29V200H28ZM52 202H53V201H52ZM59 202H61V201H59ZM59 202L57 203V202L55 201V203H57V204H59ZM129 202H130V201H129ZM129 202H128V203H129ZM131 202H132V201H131ZM135 202H136V201H135ZM142 202H143V201H142ZM179 202H180V201H179ZM179 202H178V203H179ZM195 202H196V201H195ZM260 202H264V201H260ZM16 203H17V202H16ZM30 203H31V202H30ZM65 203H66V202H65ZM73 203H75V202H73ZM78 203H79V202H78ZM85 203H86V202H85ZM92 203H93V202H92ZM115 203H117V202L115 201ZM147 203H148V202H147ZM178 203H177V204H178ZM253 203H254V202H253ZM21 204H23V203H21ZM31 204H32V203H31ZM34 204H35V202H34ZM46 204H47V203H46ZM57 204H55V205H57ZM60 204H61V203H60ZM66 204H68V203H66ZM75 204H76V203H75ZM89 204H90V203H89ZM102 204H103V201H102ZM112 204H113V203H112ZM130 204H131V203H130ZM135 204H136V203H135ZM135 204H134V205H135ZM143 204H144V203H143ZM169 204H170V203H169ZM194 204H195V203H194ZM205 204H206V203H205ZM0 205H1V202H0ZM37 205H38V203H36V206H37ZM41 205H42V204H41ZM43 205L45 206V204H43ZM52 205H53V204H52ZM80 205H81V207H82V204H80ZM85 205H86V204H85ZM96 205H97V203L95 204V206H96ZM104 205H105V204H104ZM104 205H103V206H104ZM117 205H118V204H117ZM136 205H137V204H136ZM141 205H142V204H141ZM150 205H151V204H148V206H150ZM206 205H207V204H206ZM250 205H251V204H250ZM22 206H23V205H22ZM34 206H35V205H34ZM44 206H39V207H44ZM48 206H49V205H47V207H48ZM62 206H64V205H62ZM74 206H75V205H74ZM78 206H79V204H78ZM91 206H92V205L90 204L89 207H91ZM107 206H108V205H107ZM122 206H123V205H122ZM25 207H26V206H25ZM37 207H38V206H37ZM39 207H38V208H39ZM53 207H54V206H53ZM53 207H49V208L52 209ZM56 207H57V206H56ZM59 207H60V205H59ZM92 207H93V206H92ZM108 207H109V206H108ZM120 207H121V206H120ZM140 207H141V206H140ZM172 207H173V206H172ZM178 207H179V206H178ZM220 207H221V206H220ZM223 207H224V206H223ZM236 207H237V205H236ZM251 207H252V206H251ZM254 207H255V206H254ZM257 207H258V206H257ZM260 207H261V206H260ZM0 208H1V207H0ZM2 208H3V207H2ZM7 208H8V207H7ZM15 208H16V207H15ZM45 208H46V206H45ZM94 208H95V207H94ZM102 208H103V207H102ZM110 208H111V207H110ZM110 208H109V210H110ZM134 208H136V207H134ZM134 208H133V210H134ZM138 208H139V207H138ZM147 208H148V207H147ZM169 208H170V207H169ZM191 208H192V207H191ZM197 208H198V207H197ZM208 208H209V207H208ZM22 209H23V208H22ZM30 209H31V208H30ZM43 209H44V208H43ZM43 209H41L40 212H41ZM60 209H61V208H60ZM67 209H68V206H67ZM70 209H71V208H70ZM76 209H77V208H76ZM81 209H82V208H81ZM85 209H86V212L88 213L89 211H87V209H89V208H85ZM85 209H84V211H85ZM103 209H104V208H103ZM112 209H113V208H112ZM120 209H122V208H120ZM125 209H126V208H125ZM125 209H124V210H125ZM127 209L129 210V208H127ZM130 209H131V206H130ZM144 209H145V208H144ZM144 209H143V210H144ZM154 209H155V208H154ZM154 209H153V210H154ZM170 209H171V208H170ZM180 209H181V208H180ZM182 209H183V208H182ZM231 209H232V208H231ZM10 210H11V209H10ZM13 210H14V209H13ZM25 210H26V209H25ZM32 210H34V209H32ZM32 210H31V211H32ZM44 210H46V209H44ZM54 210H55V209H54ZM58 210H59V209H58ZM82 210H83V209H82ZM82 210H80L79 212H81ZM93 210H95V209H92V214H91V215H94ZM98 210H99V209H98ZM98 210H97V212H98ZM122 210H123V209H122ZM131 210H132V209H131ZM153 210H152V211H153ZM191 210H192V209H191ZM193 210H194V209H193ZM193 210H192V211H193ZM199 210H200V209H199ZM202 210H203V207H202ZM224 210H225V208L223 209V212H224ZM14 211H15V210H14ZM16 211H17V210H16ZM16 211H15V212H16ZM18 211H19V210H18ZM29 211H30V210H29ZM34 211H35V210H34ZM36 211H38V210H36ZM36 211H35V212H36ZM46 211H47V210H46ZM72 211H74V210H72ZM105 211H106V210H105ZM120 211H121V210H120ZM137 211H139V210H136V212H137ZM140 211H141V210H140ZM157 211H158V210H157ZM169 211H170V210H169ZM248 211H249V210H248ZM253 211H254V210H253ZM11 212H13V211H11ZM15 212H14V214H15ZM21 212H22V211H21ZM25 212L27 213V211H25ZM52 212H53V210H52ZM95 212H96V211H95ZM97 212H96V213H97ZM107 212H109V211H107ZM107 212H106V213H107ZM117 212H118V211H117ZM128 212H129V211H128ZM132 212H133V211H132ZM132 212H131V213H132ZM148 212H149V211H148ZM158 212H159V211H158ZM199 212L202 213V211H199ZM255 212H257V211H255ZM26 213H25V214H26ZM33 213H34V212H33ZM37 213H38V212H36V214H37ZM49 213H50V212H49ZM69 213H70V212H69ZM90 213H91V211H90ZM99 213H100V212H99ZM125 213H126V211H125ZM129 213H130V212H129ZM131 213H130V215H131ZM134 213H135V212H134ZM139 213H140V212H139ZM142 213H143V212H142ZM191 213H192V212H191ZM216 213H218V212H216ZM225 213H226V212H225ZM258 213H259V212H258ZM36 214H35V216H36ZM39 214H40V213H39ZM54 214H55V213H54ZM81 214L83 215V213H81ZM81 214H80V216H81ZM114 214H115V213H114ZM145 214H147V213H145ZM145 214H144V216H145ZM161 214H162V213H161ZM169 214H170V213H169ZM181 214H182V213H181ZM183 214H184V213H183ZM183 214H182V215H183ZM203 214H204V213H203ZM249 214H250V213H249ZM260 214H262V213H260ZM10 215H11V214H10ZM17 215H18V214H17ZM22 215H24V214H22ZM30 215H31V214H30ZM30 215H29V216H30ZM42 215H43V213L41 214V216H42ZM59 215H60V213H59ZM87 215H89V214H87ZM91 215H89V216L91 217ZM101 215H103V214H101ZM109 215H110V214H109ZM122 215H123V214H122ZM125 215H126V214H125ZM191 215H192V214H191ZM217 215H219V214H217ZM252 215H254V214H252ZM255 215H256V214H255ZM262 215H264V214H262ZM18 216H19V215H18ZM18 216H17L16 219H14V221L17 220V219L19 218ZM39 216H40V215H39ZM50 216H51V215H50ZM56 216H57V214H56ZM85 216H86V215H85ZM97 216H98V215H97ZM111 216H112V215H111ZM126 216H127V215H126ZM20 217H21V215H20ZM37 217H38V216H36V218H37ZM42 217H43V216H42ZM59 217H60V216H59ZM82 217H83V216H82ZM82 217H81L80 219H82ZM90 217H86V219H87V218L90 219ZM92 217H94V216H92ZM130 217H131V216H130ZM167 217H168V216H167ZM231 217H233V215H232ZM27 218H28V217H27ZM32 218H33V217H32ZM38 218H39V217H38ZM40 218H41V217H40ZM50 218H51V217H50ZM50 218H49V219H50ZM57 218H58V217H57ZM57 218H56V219L54 218V220H57ZM65 218H66V217H65ZM84 218H85V217H84ZM84 218H83V219H84ZM103 218H105V217L103 216ZM111 218H112V217H111ZM124 218H128V217H125V216H124L123 219H124ZM133 218H134V217H133ZM143 218H144V217H143ZM175 218H176V217H175ZM246 218H247V217H246ZM250 218L252 219V217H250ZM260 218H261V217H260ZM20 219H21V218H20ZM24 219H25V218H24ZM34 219H35V218H34ZM46 219H47V217H46ZM83 219H82V220H83ZM86 219H85V220H86ZM108 219H109V218H108ZM112 219H114V218H112ZM117 219H118V218H117ZM150 219H151V218H150ZM154 219H155V218H154ZM176 219H177V218H176ZM221 219H222V218H221ZM239 219H240V218H239ZM239 219H238V220H239ZM12 220H13V219H12ZM18 220H19V219H18ZM39 220H40V219H39ZM60 220H61V219H60ZM82 220H81V221H82ZM98 220H99V219H98ZM101 220H102V219H101ZM114 220H115V219H114ZM121 220H122V219H121ZM128 220H129V218H128ZM143 220H144V219H143ZM163 220H164V219H163ZM184 220H185V219H184ZM209 220H210V219H209ZM215 220H216V219H215ZM236 220H237V219H236ZM244 220H245V219H244ZM247 220H248V219H247ZM31 221H32V220H30V223L33 222V221H32V222H31ZM36 221H37V220H36ZM44 221H45V220H44ZM87 221H88V220H87ZM92 221H93V220H92ZM105 221H107V220H105ZM122 221H123V220H122ZM126 221H127V219H126ZM130 221H131V220H130ZM130 221H129V223L131 224ZM146 221H147V220H146ZM173 221H174V220H173ZM179 221H181V220H179ZM212 221H213V220H212ZM225 221H226V220H225ZM7 222H8V221H7ZM15 222H17V221H15ZM24 222H25V221H24ZM28 222H29V221H28ZM34 222H35V221H34ZM39 222H41V221H39ZM46 222H47V221H46ZM55 222H57V221H55ZM61 222H62V221H60V223H61ZM64 222H65V221H64ZM96 222H97V221H96ZM96 222H95V223H96ZM101 222H102V221H101ZM107 222H108V221H107ZM116 222H117V221H116ZM141 222H142V221H141ZM171 222H172V221H171ZM177 222H178V221H177ZM209 222H210V221H209ZM247 222H248V221H247ZM9 223H10V222H9ZM22 223H23V222H22ZM26 223H27V220H26ZM26 223H25V224H26ZM35 223H36L35 226H37V222H35ZM35 223H34V224H35ZM42 223H43V222H42ZM51 223H52V222H51ZM70 223H71V222H70ZM82 223H83V222H82ZM87 223H88V222H87ZM90 223H91V222H90ZM122 223H123V222H122ZM124 223H125V222H124ZM124 223H123V225H124ZM134 223H135V222H134ZM169 223H170V222H169ZM173 223H174V222H173ZM201 223H202V221H201ZM201 223H199V224H201ZM17 224H18V223H17ZM28 224H29V223H28ZM62 224H63V223H62ZM74 224H75V222H74ZM74 224H73V226H75ZM77 224H78V222H77ZM77 224H76V227L78 228L79 226H77ZM80 224H81V222H80ZM98 224H99V223H98ZM105 224H107V223H105ZM105 224H104V225H105ZM137 224H140V223H137ZM145 224H146V223H145ZM151 224H152V222H151ZM151 224H149V225H151ZM186 224H188V222H187ZM193 224H194V223H193ZM199 224H198V225H199ZM216 224H217V223H216ZM229 224H230V223H229ZM2 225H3V224H2ZM13 225H14V224H13ZM41 225H42V224H41ZM47 225H48V224H47ZM47 225H46V227H47ZM53 225H54V224H53ZM53 225H52V226H53ZM56 225H57V224H56ZM56 225H55V226H56ZM63 225H64V224H63ZM71 225H72V223H71ZM104 225H103V226H104ZM108 225H109V224H108ZM108 225H107V226H108ZM110 225H111V224H110ZM117 225H118V224H117ZM120 225H121V224H120ZM120 225H118V226H120ZM128 225H129V224H128ZM135 225H136V224H135ZM146 225H148V224H146ZM166 225H167V223H166L165 221H164V222H159L158 225H157V228H158V229H159V228H163V227H165ZM175 225H176V224H175ZM178 225H179V223H178ZM253 225H254V224H253ZM14 226H15V225H14ZM17 226H18V225H17ZM30 226H32V225H30ZM30 226H28V227H30ZM42 226H43V225H42ZM85 226H88V225L86 224ZM112 226H113V224H112ZM140 226H142V225H140ZM144 226H145V225H144ZM152 226H153V224H152ZM172 226H173V225H172ZM226 226H227V225H226ZM234 226H235V225H234ZM238 226H239V225H238ZM241 226H243V225H241ZM15 227H16V226H15ZM21 227H22V226H21ZM24 227L26 228L27 226H24ZM28 227H27V228H28ZM33 227H34V226H33ZM43 227H44V226H43ZM57 227L59 228V226H57ZM76 227H75V228H76ZM93 227H94V226H93ZM96 227H97V226H96ZM121 227H123V226L121 225ZM125 227H126V226H125ZM133 227H134V226H133ZM142 227H143V226H142ZM148 227L150 228V226H148ZM167 227H168V226H167ZM244 227H245V226H243V228H244ZM27 228H26V231H27ZM35 228H36V227H35ZM52 228H53V227H52ZM58 228H57V229H58ZM64 228L66 229L65 226H63L62 229H64ZM82 228H84V227H82ZM86 228H87V227H86ZM97 228H98V227H97ZM97 228H96V229H97ZM129 228H130V227H129ZM136 228H138V227H136ZM144 228H147V226L144 227ZM149 228H147V229H149ZM155 228H156V227H155ZM173 228H174V227H173ZM196 228L198 229V227H196ZM196 228H195V229H196ZM22 229H24V228H22ZM29 229H30V228H29ZM39 229H40V228H39ZM45 229H46V228H44V230H45ZM54 229H55V228H54ZM62 229H61V230H62ZM65 229H64V230H65ZM79 229H81V226L79 227ZM100 229H101V228H100ZM120 229H121V228H120ZM120 229H119V230H120ZM139 229H140V228H139ZM141 229H142V228H141ZM170 229H171V227H170ZM170 229H169V230H170ZM177 229H178V227H177ZM213 229H214V228H213ZM215 229H216V228H215ZM256 229H257V228H256ZM8 230H9V229H8ZM12 230H13V229H12ZM35 230H36V229H35ZM49 230L51 231L50 227H49ZM66 230H67V229H66ZM84 230H85V229H84ZM101 230H102V229H101ZM105 230H106V228H105ZM137 230H138V229H137ZM144 230H145V229H144ZM144 230H143V231H144ZM149 230H150V229H149ZM149 230H148V232L150 233ZM173 230H174V229H173ZM183 230H184V229H183ZM187 230H188V229H187ZM209 230H210V229H209ZM209 230H208V231H209ZM244 230H245V228H244ZM21 231H22V230H21ZM23 231H25V230H23ZM46 231H47V230H46ZM59 231H60V229H59ZM92 231H93V230H92ZM97 231H98V230H97ZM109 231H110V230H109ZM117 231H118V230H117ZM117 231H116V232H117ZM139 231H140V230H138V232H139ZM157 231H158V230H157ZM166 231H167V230H166ZM166 231H165V232H166ZM246 231H247V230H246ZM250 231H251V230H250ZM12 232H13V231H12ZM14 232H15V231H14ZM19 232H20V231H19ZM19 232H18V233H19ZM28 232H29V230H28ZM31 232H32V230H31ZM31 232H29V233H31ZM35 232L37 233V232H40V231L38 230V231H35ZM35 232H34V230H33V233H35ZM44 232H45V231H44ZM55 232H57V231L55 230ZM65 232H66V231H65ZM80 232H81V231L79 230V233H80ZM100 232H101V231H100ZM112 232H113V231H112ZM148 232H147V233H148ZM170 232H171V231H170ZM170 232H169V233H170ZM175 232H176V230H175ZM203 232H204V231H203ZM205 232H207V231H205ZM243 232H244V231H243ZM247 232H248V231H247ZM2 233H3V231H2ZM22 233H23V232H22ZM33 233H32V234H33ZM36 233H35V235H33V236H36ZM45 233H46V232H45ZM45 233H44V234H45ZM48 233H49V232H48ZM59 233H60V232H59ZM62 233H64V232H62ZM82 233H83V232H82ZM85 233H86V230H85ZM91 233H92V232H91ZM97 233H98V232H97ZM101 233H102V232H101ZM108 233H109V232H108ZM108 233H107V235H108ZM110 233H111V232H110ZM118 233H119V231H118ZM118 233H115V235L117 234V235H116L117 238H119V237H118V235H119ZM133 233H135V232H133ZM136 233H137V232H136ZM136 233H135V234H136ZM140 233H141V232H140ZM144 233H145V232H144ZM144 233H143V234H144ZM149 233H148V234H149ZM158 233H159V232H158ZM161 233H164V231L161 232ZM173 233H174V232H173ZM219 233H221V231H220ZM15 234H16V233H15ZM57 234H58V233H57ZM74 234H75V233H74ZM80 234H81V233H80ZM83 234H84V233H83ZM95 234H96V232H95ZM105 234H106V233H105ZM105 234H104V235H105ZM125 234H127V233L125 232ZM164 234H165V233H164ZM167 234H168V233H167ZM195 234H196V233H195ZM242 234H243V233H242ZM260 234H261V233H260ZM4 235H5V234H4ZM10 235L12 236L13 234H10ZM21 235H22V234H21ZM38 235H39V234H38ZM42 235H43V234H42ZM60 235H61V233H60ZM62 235H63V234H62ZM62 235H61V237H62ZM72 235H73V234H72ZM88 235H89V234H88ZM101 235H102V234H101ZM191 235H192V234H191ZM225 235H226V234H225ZM245 235H246V234H245ZM256 235H257V234H256ZM256 235H255V236H256ZM15 236H17V235H15ZM25 236H26V235H25ZM45 236H46V235H45ZM75 236H76V234H75ZM92 236H94V234H93ZM96 236H97V235H96ZM116 236H115V237H116ZM121 236H122V235H121ZM128 236H130V233H129ZM128 236H127V237H128ZM168 236H169V235H168ZM170 236H171V234H170ZM170 236H169V237H170ZM174 236L177 237V234H175ZM203 236H204V234H203ZM205 236H206V235H205ZM211 236H212V235H211ZM211 236H210V237H211ZM216 236H217V235H216ZM258 236H259V235H258ZM6 237H7V236H6ZM30 237H31V234H30ZM36 237H38V236H36ZM39 237H40V236H39ZM43 237H44V235H43ZM49 237H50V236H49ZM52 237H53V236H52ZM58 237H59V239H58L57 242H59L60 239L64 238V237L60 238V236H58ZM68 237H69V236H68ZM77 237H78V235H77ZM79 237H81V236H79ZM79 237H78V238H79ZM82 237H84V235H82ZM82 237H81V238H82ZM97 237H98V236H97ZM105 237H106V236H105ZM127 237H125V238H127ZM131 237H132V236H131ZM161 237H162V236H161ZM171 237H172V236H171ZM217 237H219V236H217ZM235 237H236V236H235ZM53 238H54V240L57 239L56 236H54ZM55 238H56V239H55ZM70 238H71V237H69V239H70ZM74 238H75V237H74ZM86 238H88V237L86 236ZM86 238H85V240H86ZM92 238H93V237H92ZM95 238H96V237H94V239H95ZM109 238H111L110 235H109V237L107 236V239H108V240H109ZM117 238H116L117 241L122 240V237H121L120 239H117ZM137 238H138V237H136V240H137ZM143 238H144V240H145V237H143ZM143 238L141 239V237H140L139 239H141L142 241H144ZM153 238H154V237H153ZM155 238H156V237H155ZM155 238H154V240H155ZM158 238H159V236H158ZM164 238H165V237H164ZM197 238H198V237H197ZM15 239H16V238H15ZM50 239H51V238H50ZM88 239H89V238H88ZM99 239H100V238H99ZM107 239H106V240H107ZM146 239H147V238H146ZM162 239H163V237H162ZM162 239H161V240H162ZM168 239H169V238H168ZM209 239H210V238H209ZM3 240H4V239H3ZM5 240H6V239H5ZM5 240H4V241H5ZM26 240H27V239H26ZM45 240H46V239H45ZM72 240L74 241L75 239H71V240H69V241H72ZM89 240H90V239H89ZM113 240H114V239H113ZM113 240L111 239L110 242H112ZM128 240H129V238H128ZM133 240H134V239H133ZM182 240H183V239H182ZM182 240H181V241H182ZM206 240H207V239H206ZM215 240H216V237H215ZM226 240H227V239H226ZM259 240H260V239H259ZM15 241H16V240H15ZM17 241H18V240H17ZM27 241H28V240H27ZM30 241H31V240H30ZM32 241H33V240H32ZM38 241H40V240L38 239ZM42 241H43V240H42ZM42 241H41V242H42ZM48 241H49V240H48ZM64 241H65V240H64ZM66 241H67V243H68V240H66ZM81 241H82V239H81ZM81 241H79V242L81 243ZM86 241H87V240H86ZM90 241H91V240H90ZM97 241H98V240H96V242H97ZM99 241H100V240H99ZM117 241H116V243H118ZM131 241H132V239H131ZM139 241H140V240H138V242H139ZM162 241H163V240H162ZM162 241H161V242H162ZM204 241H205V240H204ZM208 241H209V240H208ZM217 241H218V240H217ZM44 242H45V241H44ZM51 242H52V241H51ZM51 242H50V243H51ZM79 242H78V243H79ZM83 242H84V241H83ZM88 242H89V241H88ZM91 242H92V241H91ZM110 242H109V244H110ZM136 242H137V241H136ZM138 242H137V243H138ZM147 242H148V241H147ZM152 242H153V241H152ZM152 242H151V243H152ZM154 242H155V241H154ZM158 242H159V241H158ZM163 242H164V241H163ZM163 242H162V244H163ZM165 242H166V241H165ZM261 242H262V241H261ZM26 243H27V242H26ZM31 243H32V242H31ZM54 243H56V242H54ZM78 243H77V245H78ZM93 243H94V242H93ZM100 243H101V242H100ZM100 243H97V244L100 245ZM105 243H106V242H105ZM105 243H103V245H104ZM114 243H115V242H114ZM114 243L112 242V244H114ZM116 243H115V244H116ZM121 243L123 244V242H121ZM127 243H129V242L127 241ZM127 243H125V246H126ZM137 243H136V244H137ZM156 243H157V242H156ZM183 243H184V242H183ZM186 243H187V242H186ZM207 243H208V242H207ZM214 243H215V242H214ZM216 243H217V242H216ZM221 243H222V242H221ZM27 244H28V243H27ZM29 244H30V243H29ZM40 244H41V243H40ZM44 244H46V243H44ZM69 244H70V243H69ZM97 244L95 243V245H97ZM106 244H107V243H106ZM115 244H114V245H115ZM132 244H133V243H132ZM132 244H131V245H132ZM140 244H142V243H140ZM148 244H149V243H148ZM153 244H154V243H153ZM168 244H169V243H168ZM168 244H167V246H168ZM172 244H173V243H172ZM208 244H209V243H208ZM217 244H218V243H217ZM219 244H220V243H219ZM18 245H19V244H18ZM25 245H26V244H25ZM33 245H34V244H33ZM48 245L50 246V244H48ZM73 245H75V244H73V242H72V245H71V246H73ZM95 245L92 244V245H89V246H92V247H93V246H95ZM99 245H98V246H99ZM101 245H102V244H101ZM118 245H120V244H117V246H118ZM145 245H146V243H145ZM149 245H150V244H149ZM157 245H159V244H157ZM213 245H214V244H213ZM215 245H216V244H215ZM37 246H40V245H36V248H37ZM42 246H45V245L42 244ZM46 246H47V244H46ZM53 246L55 247L56 245H53ZM71 246H69V247H71ZM75 246H76V245H75ZM81 246H82V245H81ZM110 246H111V245H110ZM117 246H116V247H117ZM125 246H124V247H125ZM137 246H138V245H137ZM169 246H170V244H169ZM199 246H200V244H199ZM216 246H217V245H216ZM1 247H2V246H1ZM11 247H12V246H11ZM30 247H31V246H30ZM51 247H52V246H51ZM51 247H50V248H51ZM64 247H65V245H64ZM77 247L79 248V246H77ZM77 247H75V248H77ZM87 247H88V246H87ZM101 247H103V246H101ZM120 247H121V246H119V248H120ZM128 247H129V246H128ZM155 247H156V246H155ZM172 247H173V246H172ZM172 247H171V249H172ZM180 247H181V246H180ZM21 248H22V247H21ZM24 248H25V247H24ZM27 248H28V247H27ZM32 248H33V247H32ZM36 248H35V251H36ZM38 248H39V247H38ZM50 248L48 249V247H47V250H49V255H50ZM52 248H53V247H52ZM52 248H51V249H52ZM55 248H56V247H55ZM59 248H60V247H59ZM66 248H68V247H66ZM73 248H74V247H73ZM84 248H85V247H84ZM95 248H96V247H95ZM95 248H94V249H95ZM99 248H100V246H99ZM104 248H105V250L107 251V249H106L105 246H104ZM108 248L110 249V247H108ZM111 248H112V246H111ZM119 248H118V249H119ZM121 248H122V247H121ZM125 248H126V247H125ZM130 248H131V247H130ZM137 248H138V247H137ZM137 248H136V249H137ZM156 248H157V247H156ZM174 248H175V247H174ZM185 248H187V247H185ZM218 248H219V247H218ZM3 249H5V248H3ZM3 249H2V250H3ZM17 249H18V248H17ZM19 249H20V248H19ZM41 249H42V248H41ZM43 249H44V248H43ZM63 249H64V248H63ZM63 249H62V250H63ZM70 249H71V248H70ZM97 249H98V247H97ZM97 249H96V250H97ZM143 249L145 250L144 247H143ZM157 249H158V248H157ZM168 249H169V248H167V250H168ZM206 249H207V248H206ZM77 250L79 251V249H76V251H77ZM82 250H84V249L82 248ZM85 250H86V249H85ZM105 250H104V251H105ZM112 250H113V248L111 249V252H112L111 254H113V251H112ZM116 250H117V248H116ZM119 250H120V249H119ZM119 250H118V251H119ZM128 250H129V249H128ZM144 250H143V251H144ZM150 250H151V249H150ZM150 250H149V251H150ZM158 250H159V249H158ZM167 250H166V251H167ZM179 250H180V248H179ZM20 251H21V250H20ZM20 251H19V252H20ZM39 251H40V250H39ZM44 251H45V250H44ZM53 251L55 252V249H54ZM64 251H68V250L64 249ZM71 251H72V250H71ZM97 251H98V250H97ZM109 251H110V250H109ZM137 251H139V250H137ZM137 251H135V252H137ZM143 251H142V253H143ZM152 251H153V250H152ZM170 251H171V250H170ZM181 251H183V250H181ZM254 251H255V249H254ZM36 252H37V251H36ZM58 252H59V250H58ZM79 252H80V251H79ZM82 252H83V251H82ZM85 252H86V251H85ZM89 252H90V250H89ZM93 252L96 253V251H93ZM115 252H117V251H115ZM119 252H120L119 254H121L122 250L119 251ZM129 252H130V251H129ZM140 252H141V251H140ZM150 252H151V251H150ZM158 252H159V251H158ZM24 253H25V252H24ZM41 253H42V251H41ZM46 253H47V251H46ZM59 253H60V252H59ZM65 253H66V252H65ZM75 253H77V252H75ZM99 253H100V251H99ZM126 253H127V252H126ZM152 253H153V252H152ZM179 253H180V252H179ZM8 254H9V253H8ZM17 254H18V253H17ZM85 254H86V253H85ZM85 254H84V255H85ZM90 254H92V253H90ZM90 254H89V255L86 254V255L90 256ZM101 254H102V252H101ZM109 254H110V253H109ZM138 254H139V253H138ZM138 254H137V255H138ZM144 254H145V253H144ZM155 254H156V253H155ZM158 254H159V253H158ZM162 254H163V255H166V253H165V254L162 253ZM162 254H161V255H162ZM167 254H168V251H167ZM259 254H260V253H259ZM33 255L35 256V258H37V257L39 256V255H38V256L36 257L35 254H33ZM42 255H43V254H42ZM47 255H48V254H47ZM51 255H52V254H51ZM59 255H61V254H59ZM63 255H64V254H63ZM65 255H66V254H65ZM67 255H69V254H67ZM70 255H71V254H70ZM80 255H81V254H80ZM92 255H93V254H92ZM96 255H97V254H96ZM98 255H99V254H98ZM106 255H107V254H106ZM106 255H105V256H106ZM114 255H115V254H114ZM122 255H123V253H122ZM122 255H121V256H122ZM129 255H130V254H129ZM132 255H133V254H132ZM156 255H157V254H156ZM163 255H162V256H163ZM171 255H172V254H171ZM12 256H13V255H12ZM15 256H16V255H15ZM15 256H14V257H15ZM40 256H41V254H40ZM45 256H46V254H45ZM94 256H95V255H93L92 257H94ZM107 256L109 257V255H107ZM111 256H112V255H111ZM145 256H146V255H145ZM162 256H161V257H162ZM168 256H169V255H168ZM174 256H175V255H174ZM260 256H261V255H260ZM2 257H3V256H2ZM14 257H13V258H14ZM27 257H28V256H27ZM30 257H31V256H30ZM50 257H51V256H50ZM60 257H61V256H60ZM64 257H65V256H64ZM74 257H75V256H74ZM97 257H98V256H97ZM97 257H96V258H97ZM99 257H100V256H99ZM113 257H114V256H113ZM124 257H125V256H124ZM135 257H136V256H135ZM150 257H151V256H150ZM150 257H149L148 259H152V258H150ZM152 257H154V254H153ZM166 257H167V256H166ZM185 257H186V256H185ZM185 257H184V258H185ZM193 257H195V256H193ZM203 257H204V256H203ZM31 258H32V257H31ZM31 258H30V259H31ZM35 258H34V259H35ZM42 258H43V257H42ZM51 258H52V257H51ZM67 258H68V257H67ZM67 258H66V259H67ZM83 258H84V257H83ZM90 258H91V256H90ZM90 258L88 257V259H90ZM105 258H106V257H105ZM109 258H110V257H109ZM109 258H106V259L109 260ZM115 258H116V257H115ZM127 258H128V257H127ZM156 258H157V257H156ZM162 258H163V257H162ZM178 258H179V256H178ZM181 258H182V257H181ZM187 258H188V257H187ZM262 258H264V257H262ZM9 259H10V258H9ZM38 259H39V258H38ZM40 259H41V258H40ZM48 259H49V258H48ZM75 259H76V258H75ZM93 259H94V258H93ZM97 259H98V258H97ZM159 259H160V258H159ZM173 259H174V258H173ZM176 259H177V258H176ZM191 259H192V258H191ZM202 259H203V258H202ZM14 260H15V259H14ZM14 260H13V261H14ZM31 260H32V259H31ZM51 260H52V259H51ZM60 260H61V258H60ZM70 260H71V258H70ZM86 260H87V259H86ZM107 260H105L104 257H103V261H106V262H107ZM115 260H116V259H115ZM120 260H121V259H120ZM124 260H125V259H124ZM153 260H154V259H153ZM156 260H157V259H156ZM174 260H175V259H174ZM185 260H186V259H185ZM187 260H188V259H187ZM19 261H20V260H19ZM33 261H35V260H33ZM81 261H82V260H81ZM84 261H85V260H84ZM87 261H88V260H87ZM87 261H86V262H87ZM95 261H96V260H95ZM111 261H112V260H111ZM113 261H114V260H113ZM122 261H123V260H122ZM139 261H141V260H139ZM144 261H145V260H144ZM146 261H147V260H146ZM171 261H172V259H171ZM179 261H180V260H179ZM183 261H184V260H183ZM199 261H200V260H199ZM69 262H70V261H69ZM73 262H74V261H73ZM76 262H78V261H76ZM97 262H98V261H97ZM108 262H109V261H108ZM115 262H116V261H115ZM149 262H150V260H148V263H149ZM157 262H159V261L157 260ZM157 262H156V263H157ZM160 262H161V261H160ZM173 262H175V261H173ZM193 262H194V261H193ZM12 263H13V262H12ZM12 263L10 262V264H12ZM14 263H16V262H14ZM54 263H55V262H54ZM60 263L62 264V262H60ZM113 263H114V262H113ZM137 263H138V262H137ZM198 263H199V262H198ZM23 264H25V263H23ZM31 264H32V263H31ZM69 264H70V263H69ZM74 264H75V262H74ZM76 264H77V263H76ZM82 264H85V263L83 262ZM86 264H87V263H86ZM88 264H89V261H88ZM96 264H98V263H96ZM101 264H102V263H101ZM123 264H125V263H123ZM143 264H144V263H143ZM159 264H160V263H159ZM180 264H183V262L180 263ZM184 264H185V263H184Z\"/></svg>","mask_w":264,"mask_h":264}]
</instances>
